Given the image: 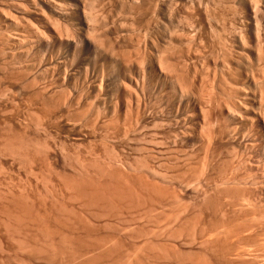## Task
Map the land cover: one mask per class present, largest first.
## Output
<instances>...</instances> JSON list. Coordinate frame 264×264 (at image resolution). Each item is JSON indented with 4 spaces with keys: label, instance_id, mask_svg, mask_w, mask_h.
Wrapping results in <instances>:
<instances>
[{
    "label": "rangeland",
    "instance_id": "obj_1",
    "mask_svg": "<svg viewBox=\"0 0 264 264\" xmlns=\"http://www.w3.org/2000/svg\"><path fill=\"white\" fill-rule=\"evenodd\" d=\"M1 1V0H0ZM102 1L106 16L99 12V18L92 21L94 32L99 34L102 28L110 25L108 29H119L126 33L130 28H135L138 33H133L140 44L150 45L151 68L156 75L150 81H143L144 88L136 91L139 101L143 103L134 111L128 113L136 121H126L128 113L121 112L119 121L124 116L126 120L121 124L117 122L116 113L106 105L99 103L93 93L87 97L83 92L76 96L74 103L50 107L44 104L43 98L35 94L36 86L31 81L35 80L37 86H42L48 79L44 78L43 69L36 67L37 58L41 55L36 52L35 43L25 45L22 49H11L4 43L0 36V147L11 145L18 151V156L4 150L0 153V264H241L242 261L258 256L264 257V35L260 42L255 38L253 23L247 24L246 14H250L248 3L250 0H142L138 12L130 10L125 0ZM150 1V3H149ZM158 1V2H155ZM192 1V2H191ZM258 2V15L261 25H264V1ZM109 2V3H108ZM112 2V3H111ZM124 4H123V3ZM161 2V3H160ZM229 2V4H228ZM243 2V3H242ZM1 3V2H0ZM117 3V4H116ZM120 3L122 6H120ZM127 3V4H126ZM152 3V4H151ZM160 3V4H159ZM198 3V4H197ZM217 3V4H216ZM261 3V4H260ZM92 4V3H91ZM91 4L90 7H91ZM115 5V7L113 6ZM150 4V5H149ZM159 4V5H158ZM162 4V5H161ZM225 4V5H224ZM234 6H233V5ZM238 4V6H237ZM94 5V4H93ZM92 5V6H93ZM105 5V6H104ZM126 5V6H125ZM155 5V6H154ZM157 5V6H156ZM167 5V6H166ZM180 5V6H179ZM204 5V6H203ZM210 7H209V6ZM212 5V6H211ZM215 5V8L213 7ZM227 5V6H226ZM263 5V7H262ZM101 6V5H100ZM99 6V7H100ZM101 6V7H102ZM107 6V7H106ZM118 6V7H116ZM169 6V7H168ZM175 6V7H174ZM185 6V7H184ZM220 6V7H219ZM232 6V7H231ZM243 6V7H242ZM89 7V8H90ZM100 7V8H101ZM111 7V8H108ZM121 7V10H120ZM127 7V8H126ZM155 7V8H153ZM173 7V8H172ZM222 7V8H221ZM93 8V7H91ZM105 8H108L107 10ZM126 8V9H125ZM192 10H191V9ZM200 8V9H199ZM225 8V10H224ZM240 8V10H239ZM262 8V9H261ZM110 9V10H109ZM114 9V10H113ZM123 9V10H122ZM154 9V11H153ZM156 9L158 11H156ZM160 9V10H159ZM204 9V10H203ZM212 9V10H211ZM248 9V10H247ZM91 10V9H90ZM94 11V9H92ZM91 10V11H92ZM96 10V9H95ZM98 10V9H97ZM106 10V11H105ZM129 10V11H128ZM181 10V11H179ZM202 10V11H201ZM237 10V11H236ZM245 10V11H244ZM108 11V12H107ZM112 11V12H111ZM128 14L127 16H119ZM126 11V12H125ZM133 16V20L131 19ZM140 11V12H139ZM156 11V12H155ZM170 11V12H169ZM187 11V12H186ZM193 11V12H192ZM205 11V13H203ZM214 11V13H213ZM223 11V12H222ZM231 11V12H229ZM260 11V12H259ZM3 12V13H2ZM103 12V13H104ZM110 12V13H109ZM134 12V13H133ZM154 12V13H153ZM162 12V13H161ZM167 12V13H166ZM182 12V13H181ZM185 12V13H184ZM195 12V14H194ZM209 12V13H208ZM217 12V13H215ZM233 12V13H232ZM241 12V13H240ZM0 13H6L1 10ZM94 13V12H93ZM102 13V11L100 12ZM142 13V15H141ZM144 13V14H143ZM150 13V14H148ZM156 13V14H155ZM167 15H166V14ZM172 13H174L172 15ZM197 13V14H196ZM213 13V14H212ZM222 13V14H221ZM226 13V14H225ZM261 13V14H259ZM110 14V15H109ZM112 14V15H111ZM153 14V17H152ZM170 14V15H169ZM176 14V15H175ZM203 14V15H202ZM219 14V15H218ZM230 14V15H229ZM234 14V15H233ZM118 15V16H115ZM149 15V18H148ZM163 15V16H162ZM194 15V16H193ZM210 15V16H209ZM217 15V16H216ZM222 15V16H221ZM240 17H239V16ZM139 16V17H138ZM158 16V17H157ZM177 16V17H176ZM197 16V18H196ZM216 16V17H215ZM262 16V17H261ZM105 17V18H104ZM115 19H112V18ZM125 17V18H124ZM136 17V19H134ZM143 17V18H142ZM151 17V18H150ZM165 17V19H164ZM172 17V18H170ZM183 17V21H182ZM186 17V18H185ZM205 17V19H204ZM207 17V18H206ZM214 17V19L212 18ZM218 17V18H217ZM221 17V18H220ZM258 17V16H257ZM258 17V18H259ZM104 18V22L101 19ZM111 20H110V19ZM117 18L121 19L118 20ZM127 18V19H126ZM159 20H158V19ZM178 20H177V19ZM195 18V19H194ZM232 18V19H231ZM238 18V19H237ZM240 18V20H239ZM249 18V17H248ZM106 19V20H105ZM109 19V20H108ZM117 19V20H116ZM125 19V20H124ZM170 21H169V20ZM185 19V20H184ZM187 19V20H186ZM231 21H230V20ZM251 19V18H250ZM157 20V21H156ZM167 20V21H166ZM208 20V21H207ZM210 20V21H209ZM215 20V21H214ZM217 20V21H216ZM234 20V21H233ZM100 21V22H99ZM107 21V22H105ZM109 21V22H108ZM111 21V22H110ZM121 21V22H120ZM132 24H130L129 23ZM150 21V22H149ZM162 21V22H161ZM173 21V22H172ZM186 23H185V22ZM233 21V22H232ZM247 21V25H245ZM90 22V21H89ZM117 22V23H114ZM154 22V23H153ZM157 22V23H156ZM160 22L162 24H160ZM170 22V23H168ZM179 24H175V23ZM182 26H181V23ZM184 22V23H183ZM195 22V23H194ZM209 22V23H206ZM235 22V23H234ZM239 22V23H238ZM126 23V24H123ZM165 23V24H164ZM193 23V24H192ZM198 23V24H197ZM217 23V24H216ZM230 23V24H228ZM260 23V22H259ZM106 24V25H105ZM136 24V25H135ZM156 26H155V25ZM167 26H164V25ZM174 24V25H173ZM208 24V25H207ZM235 26L231 28V25ZM240 24V25H239ZM242 24V25H241ZM120 25V27H119ZM147 25V26H146ZM150 25V26H149ZM154 25V26H153ZM180 25V26H179ZM189 25V26H188ZM191 25V26H190ZM245 25L246 27H244ZM127 26V27H125ZM131 26V27H130ZM135 26V27H134ZM152 28L150 29L149 27ZM173 26V27H172ZM177 26V27H176ZM185 26V27H184ZM224 26V29H223ZM0 24V28H1ZM101 27V28H100ZM157 29H156V28ZM172 27V28H171ZM179 27V28H178ZM186 27H189L186 28ZM190 27L192 29H190ZM196 27V28H195ZM198 27V29H197ZM240 28V30L238 28ZM245 30H244V28ZM248 27V28H247ZM10 35L18 36L17 30L11 26ZM13 28V29H12ZM164 28V29H163ZM173 28L176 30L172 32ZM210 28H212L210 30ZM214 28V29H213ZM236 31H233V29ZM242 28V29H241ZM17 29V28H16ZM101 29V30H100ZM106 29V30H108ZM148 29V30H147ZM166 29V30H165ZM183 29V30H182ZM195 29V30H194ZM221 29V30H220ZM234 29V30H235ZM238 29V31H237ZM12 30V31H11ZM105 30V29H104ZM147 30V31H146ZM151 30V31H150ZM173 30V31H175ZM193 30V33H192ZM217 30V31H216ZM226 30V31H225ZM242 30V31H241ZM145 35H143L144 33ZM146 31V32H145ZM149 31L151 33H149ZM164 31V33H163ZM182 31V33L180 32ZM229 31V32H228ZM231 31V32H230ZM240 31V32H239ZM15 32V33H14ZM170 32V33H169ZM172 32V33H171ZM184 32V33H183ZM197 32V33H196ZM201 32V33H200ZM206 32V33H205ZM223 32V33H222ZM226 32V33H225ZM233 32V33H232ZM243 32H245L243 34ZM122 33V32H121ZM143 33V34H142ZM168 33V34H167ZM217 37L215 38L213 36ZM218 33V34H217ZM241 33V34H240ZM142 34V35H141ZM171 34V35H169ZM182 34V35H181ZM226 34V35H225ZM232 34V36H230ZM246 35L247 41L241 43V36ZM165 35V36H164ZM167 35V36H166ZM186 35V36H185ZM191 35V38H189ZM204 35V36H203ZM238 35L240 37H238ZM145 36V37H143ZM149 36V37H148ZM172 38H171V37ZM195 36V37H194ZM199 38H198V37ZM211 38H210V37ZM157 37V38H156ZM163 37V38H162ZM182 37V38H181ZM134 39V37L132 36ZM147 38V39H146ZM171 38V39H170ZM174 38V39H173ZM176 38V39H175ZM240 38V39H238ZM145 39V40H144ZM161 39V40H160ZM184 39V40H183ZM189 39V40H188ZM194 39V40H193ZM201 41H200V40ZM204 39V40H203ZM211 39V40H210ZM213 39V40H212ZM221 39V41H220ZM231 39V41H230ZM256 39V40H255ZM263 39V40H262ZM143 42H142V41ZM147 40V41H146ZM149 40V41H148ZM169 40V43L167 42ZM171 40V41H170ZM175 40V41H174ZM192 40V41H191ZM203 40V41H202ZM206 40V42H205ZM153 41V42H152ZM183 41V42H182ZM191 41V42H189ZM200 43H199V42ZM230 41V42H229ZM262 41V42H261ZM164 42V43H163ZM181 42V43H179ZM186 44H185V43ZM189 44L187 45V43ZM203 42V44H202ZM220 42V43H219ZM227 42V43H226ZM258 42V43H257ZM153 43V44H152ZM156 43V44H155ZM158 43V45H157ZM162 43V44H161ZM176 45H175V44ZM198 43V44H197ZM224 43V44H223ZM244 43V44H243ZM258 45H255V44ZM262 43V44H261ZM4 44L7 45L4 46ZM152 44V45H151ZM167 44V45H165ZM174 44V46L172 45ZM184 44V46H183ZM193 44V45H192ZM201 44V45H200ZM221 44V45H220ZM223 44V45H222ZM227 44V45H226ZM229 44V45H228ZM232 44V45H231ZM249 46H248V45ZM261 44V45H259ZM34 47H33V46ZM182 45V47H181ZM209 45V46H208ZM215 45V46H214ZM217 45V46H216ZM247 47H246V46ZM30 46V47H29ZM167 46V47H166ZM221 46V47H220ZM230 46V47H229ZM242 46V47H241ZM256 46V47H255ZM261 46V47H260ZM27 47V48H26ZM165 49H162V48ZM211 47V48H210ZM8 48V49H7ZM177 48V49H176ZM190 50H189V49ZM231 48V49H230ZM234 48V49H233ZM242 48V49H241ZM142 49V46L141 48ZM196 49V50H195ZM202 49V50H201ZM214 49V50H212ZM260 49V50H258ZM9 50H12L9 52ZM15 50V51H13ZM20 52H19V51ZM168 50V51H167ZM175 50V51H174ZM200 50V51H199ZM173 53H172V52ZM209 51V52H208ZM226 51V52H225ZM14 52V53H12ZM164 52V53H161ZM186 52V53H185ZM189 52V53H188ZM205 52V54H204ZM218 54H217V53ZM258 52L260 54H258ZM31 53V54H30ZM36 53V54H35ZM38 53V54H37ZM157 53V54H156ZM178 53V54H177ZM213 53V54H211ZM222 53V55H221ZM234 53V54H233ZM13 54V55H11ZM21 54V55H20ZM164 54V55H163ZM173 54V55H172ZM187 54V55H186ZM189 54V55H188ZM207 54V55H206ZM211 54V56H210ZM217 54V55H216ZM249 54V55H248ZM2 55V56H1ZM4 55V56H3ZM9 55V56H8ZM18 55V56H17ZM163 56L169 65L168 70L160 71L157 59ZM195 55V56H194ZM216 55V56H215ZM223 55L226 58H223ZM231 55V56H230ZM174 56V57H173ZM176 56V57H175ZM184 56V57H183ZM210 56V57H209ZM248 56V59H247ZM187 59H186V58ZM213 57V58H212ZM258 57V58H257ZM5 58V59H4ZM169 58V59H168ZM179 58V59H178ZM183 60H181V59ZM196 58V59H195ZM198 58V59H197ZM228 58V59H227ZM191 59V60H190ZM239 59V60H238ZM261 59V60H260ZM5 60V61H4ZM180 60V61H179ZM185 60V61H184ZM195 60V61H194ZM203 60V61H202ZM215 60V61H214ZM221 60H223L222 63ZM250 60V61H249ZM19 61V62H18ZM202 61V62H201ZM218 61V62H217ZM234 61V62H233ZM237 61V62H236ZM257 61H259L257 63ZM5 62V63H4ZM172 66H171V63ZM177 62V63H176ZM182 62V63H181ZM186 62V63H185ZM191 62V63H189ZM261 62V63H260ZM4 63V64H3ZM7 63V64H6ZM189 63V64H188ZM196 63V64H195ZM222 63V64H220ZM226 63V65H225ZM253 63V64H252ZM256 63L258 65H256ZM137 66V59L133 61ZM184 64V65H183ZM192 64V65H191ZM252 66H251V65ZM261 64V67H260ZM178 65V66H177ZM181 65V67L179 66ZM189 65V66H188ZM198 65V66H197ZM217 65V66H216ZM221 65H224L223 67ZM228 65V66H227ZM231 65V66H230ZM249 65V66H248ZM263 65V66H262ZM7 66V67H6ZM35 66V67H34ZM187 77L195 76L194 84L199 87L190 91H181L178 87V74L186 67ZM191 66V67H190ZM201 66V67H200ZM230 66V67H229ZM233 66V67H232ZM2 67V68H1ZM13 67V68H12ZM174 67V69L172 68ZM176 67V68H175ZM178 67V68H177ZM263 67V68H262ZM15 68V69H14ZM159 68V69H158ZM195 68V69H194ZM215 68V69H214ZM3 69V70H2ZM36 69V70H35ZM171 69V70H170ZM181 69V70H180ZM201 69V70H200ZM204 69V70H202ZM219 69V70H218ZM223 69V70H222ZM225 69V70H224ZM227 69V70H226ZM231 71H230V70ZM259 69V70H258ZM33 70V71H32ZM162 70V69H161ZM174 70V71H172ZM238 70V71H237ZM252 70V72H251ZM257 70V71H256ZM4 71V72H3ZM25 71V72H24ZM41 71V72H40ZM168 71V72H167ZM170 71V73H169ZM171 71L174 73H171ZM179 71V73H178ZM190 71V72H189ZM197 73H196V72ZM207 71V72H206ZM236 71V72H235ZM8 74H7V73ZM193 72V74H192ZM211 72V73H209ZM224 74H223V73ZM233 72H235L233 74ZM38 73V74H37ZM160 73V76H159ZM198 76H196L195 74ZM208 73V74H207ZM40 74V75H39ZM200 74V75H199ZM223 74V75H222ZM234 76H233V75ZM11 75V76H10ZM15 75V76H14ZM38 75V76H36ZM189 75V76H188ZM214 75V76H212ZM219 75V76H218ZM226 75V76H225ZM9 76V77H8ZM177 76V77H176ZM216 76V77H215ZM230 76V77H229ZM239 77V83L235 77ZM41 77V79H40ZM46 77V76H45ZM176 77V78H175ZM210 77V78H209ZM215 77V80H213ZM263 77V78H262ZM28 78V79H27ZM35 78V79H34ZM50 82H54L53 79ZM198 78V79H197ZM223 78V79H222ZM225 78V79H224ZM262 78V79H261ZM45 79V80H44ZM162 79V80H161ZM217 79V80H216ZM44 80V81H43ZM209 80V81H208ZM212 80V81H211ZM221 80V81H220ZM232 80V81H231ZM235 80V81H234ZM243 80V81H242ZM254 80V81H253ZM23 81V82H22ZM73 81V82H72ZM71 84L77 83L73 79ZM11 82V83H10ZM29 82V83H28ZM147 82V83H146ZM198 82V83H197ZM214 84H213V83ZM234 83V86L232 84ZM243 82V83H241ZM258 84V83H260ZM27 83V84H26ZM48 83V81H46ZM157 85H156V84ZM206 83V84H205ZM227 85H226V84ZM238 83V84H237ZM7 84V85H6ZM14 84V85H13ZM203 84V85H202ZM212 84V85H211ZM231 86H230V85ZM236 84V85H235ZM18 85V86H17ZM213 87L215 97L214 112H211L208 133L213 137L210 142L200 135L199 127L204 120L203 111L199 109L198 98L205 99L206 89ZM223 85V86H222ZM229 85V86H228ZM258 85V86H257ZM22 86V87H21ZM27 86V87H26ZM158 86V87H157ZM162 86V87H161ZM204 86V87H203ZM223 88H222V87ZM237 86V87H236ZM244 86V88H239ZM33 87V88H32ZM145 87L147 90H145ZM149 87V88H147ZM160 87V88H159ZM196 87V88H197ZM215 87V88H214ZM219 87V89H218ZM221 87V88H220ZM230 87V88H229ZM232 87V89H231ZM23 88V89H22ZM28 88V89H27ZM165 88V89H164ZM259 88V89H258ZM262 88V89H261ZM11 89V90H10ZM223 89V91H222ZM235 89V90H234ZM142 90V91H141ZM154 90V91H153ZM216 90V91H215ZM225 90V91H224ZM238 90V91H237ZM260 90V91H259ZM4 91V92H3ZM69 91V90H68ZM149 91V92H148ZM152 91V92H151ZM181 91V92H180ZM198 91V92H197ZM220 91V92H219ZM223 93H222V92ZM238 93H237V92ZM9 92V93H8ZM11 92V93H10ZM31 92V93H30ZM34 92V93H33ZM85 92V91H84ZM142 92V94H141ZM183 92V93H182ZM230 92V98L229 97ZM245 92V93H244ZM140 93V94H139ZM148 93V94H147ZM153 93V94H152ZM156 93L157 96H156ZM228 93V94H227ZM8 97H6L5 96ZM13 94V95H12ZM29 94V95H28ZM147 94V96H146ZM165 94V95H164ZM194 94V95H193ZM235 94V97H234ZM238 94V96H237ZM82 95V96H80ZM198 95V96H197ZM228 95V96H227ZM15 96V97H14ZM28 96V97H27ZM240 96V97H239ZM5 97V98H4ZM10 97V98H9ZM20 97V98H19ZM154 97V98H153ZM158 97V98H157ZM197 97V98H196ZM227 97V98H226ZM243 97V98H242ZM81 98V99H80ZM84 98V99H82ZM156 98V99H155ZM207 98V97H206ZM222 98V99H221ZM224 98V99H223ZM238 98V99H237ZM240 98V99H239ZM93 99V100H92ZM148 99V101H147ZM158 99V100H157ZM160 99V100H159ZM226 99V100H225ZM229 99V100H228ZM242 103L240 113L232 111L231 100ZM242 99V100H241ZM3 102H2V101ZM11 100V101H10ZM86 102V106L76 104V101ZM185 100V101H184ZM192 100V101H191ZM221 100V101H220ZM241 100V101H240ZM245 100V101H244ZM262 100V101H261ZM25 101V102H24ZM97 101V103H96ZM147 101V102H146ZM158 101V102H157ZM174 101V102H173ZM188 101V105L185 103ZM229 101V102H228ZM234 101V102H235ZM240 101V102H239ZM7 102V103H6ZM12 102V103H11ZM33 102V103H32ZM89 102V103H88ZM141 102V101H140ZM203 102V101H202ZM221 102V104H220ZM228 102V103H227ZM261 102V104H260ZM159 103V104H158ZM176 103V104H175ZM227 103V104H226ZM145 104V105H144ZM216 104V105H215ZM225 104V105H224ZM263 104V105H262ZM10 105V106H9ZM30 105V106H29ZM33 105V106H32ZM67 105V106H66ZM147 105V106H146ZM159 105V106H158ZM229 105V106H228ZM247 105V106H246ZM18 106V107H17ZM65 106V107H64ZM74 106V107H72ZM173 106V107H172ZM219 106V108H217ZM224 106V107H223ZM228 106V107H227ZM261 106V107H260ZM28 107V108H27ZM41 107V108H40ZM45 107V109H44ZM63 107V108H62ZM69 109H68V108ZM88 107V108H86ZM92 107V109H91ZM99 107H101L99 110ZM133 107V106H132ZM143 107V108H142ZM178 107V108H177ZM186 107V108H185ZM216 107V108H215ZM35 108V109H34ZM50 108V109H49ZM65 108V109H64ZM67 108V110H66ZM76 108V109H75ZM90 108V109H89ZM94 108V109H93ZM106 108V109H105ZM145 108V109H144ZM174 108V109H173ZM262 108V109H260ZM14 109V110H13ZM43 109V110H41ZM57 109V110H56ZM60 109V111H59ZM72 109V111H71ZM152 109V110H151ZM181 109V110H180ZM192 109V110H191ZM217 109V111H216ZM229 109L232 111H229ZM23 110V111H22ZM85 110V114L82 115ZM92 110V112H91ZM95 110V111H94ZM100 112H99V111ZM105 112L103 113V111ZM144 110V111H143ZM259 110V111H258ZM262 112H261V111ZM51 111V112H50ZM67 111V113L65 112ZM78 111V112H77ZM98 113H97V112ZM149 111V113H148ZM187 111V113H186ZM192 111V112H191ZM213 111V110H212ZM218 111H220L218 113ZM256 111V112H255ZM25 112V113H24ZM28 112V113H27ZM90 112V113H88ZM112 112V113H111ZM140 112V113H139ZM168 112V113H167ZM199 112V113H198ZM234 112V113H233ZM259 112V114H258ZM13 113V114H12ZM38 113V114H37ZM81 113L80 115H78ZM94 113V114H93ZM101 113V114H100ZM107 113V114H106ZM146 113H148L146 115ZM190 113V114H189ZM242 113V114H241ZM10 114V115H9ZM12 114V115H11ZM34 114V115H33ZM63 114V115H62ZM73 114H76L75 116ZM90 114V115H89ZM105 114V115H104ZM112 114V115H111ZM115 114V116H114ZM126 114V115H125ZM137 114V115H136ZM218 114V115H217ZM231 114V115H229ZM234 114V115H233ZM245 114V115H244ZM39 115V116H37ZM51 115V116H50ZM60 115V116H59ZM65 115H68L67 117ZM73 115V116H72ZM86 115V116H85ZM99 117H98V116ZM163 115V116H161ZM166 115V116H165ZM32 116V117H31ZM44 116V117H43ZM47 116V117H46ZM54 116V117H53ZM57 116V117H56ZM71 118H70V117ZM79 116V117H78ZM82 116L83 118H80ZM93 116V117H92ZM95 116V117H94ZM169 116V117H168ZM190 116V117H189ZM216 116V117H215ZM222 116V117H221ZM235 116V117H234ZM43 117V118H42ZM80 123L82 128L71 127L72 120ZM112 117V118H110ZM179 117V118H178ZM192 117V118H191ZM218 117V118H217ZM221 117V119L219 118ZM228 117V118H226ZM5 118V120H4ZM49 118V119H48ZM79 118V119H78ZM103 120H102V119ZM108 118V119H107ZM191 118V119H190ZM199 118V119H198ZM215 118V119H214ZM224 118V120H222ZM226 118V119H225ZM69 119V120H67ZM71 119V120H70ZM88 119V121H87ZM107 119V120H105ZM138 119V120H136ZM176 119V120H175ZM190 119V120H189ZM197 119V121H195ZM217 119V120H216ZM219 119V120H218ZM46 120V121H45ZM55 120V121H54ZM61 120V121H60ZM75 120V121H76ZM90 120V121H89ZM141 120V121H140ZM172 120V121H171ZM185 120V121H183ZM189 120V121H188ZM193 120V122H192ZM222 120V121H221ZM3 121V122H2ZM38 123H37V122ZM94 121V122H93ZM97 121V122H96ZM102 121V122H100ZM138 121V122H137ZM140 121V122H139ZM181 121V122H180ZM247 121V122H246ZM30 122V123H29ZM53 122V123H52ZM56 124H55V123ZM89 122V123H88ZM96 122V123H95ZM109 122V123H108ZM112 124H111V123ZM162 122V123H161ZM169 122V123H168ZM179 122V123H178ZM214 122V123H212ZM218 122V123H217ZM226 122V123H225ZM40 123V124H39ZM99 123V124H98ZM105 123V124H104ZM131 123V124H130ZM155 123V124H154ZM9 124V125H8ZM20 124V125H19ZM58 124V125H57ZM70 124V125H69ZM115 124V125H114ZM117 124V125H116ZM130 124V125H129ZM163 124V125H161ZM192 124V125H191ZM200 124V125H199ZM219 124V125H218ZM226 124V125H225ZM3 125V126H2ZM28 125V126H27ZM36 125V126H35ZM46 125V126H45ZM55 125V128H54ZM61 125V126H60ZM68 125V126H67ZM100 125V126H98ZM106 125V126H105ZM113 125V126H112ZM118 125H121L120 131ZM126 125V126H125ZM161 125V126H160ZM171 125V126H170ZM188 125V126H187ZM191 125V128H190ZM217 125V127H216ZM221 125V126H220ZM231 125V126H230ZM263 125V126H262ZM63 126V127H62ZM108 126V127H107ZM111 128H110V127ZM115 126V127H114ZM154 126V127H153ZM167 126V127H166ZM169 126V127H168ZM175 126V127H174ZM178 126V127H177ZM184 126V127H183ZM41 127V128H40ZM60 127V128H59ZM90 127V128H89ZM105 129H104V128ZM133 127V128H132ZM152 127V129H151ZM165 127V128H164ZM216 127V128H215ZM231 129H230V128ZM24 128V129H23ZM51 128V129H50ZM65 128V129H63ZM67 128V129H66ZM117 128V129H116ZM149 128V129H148ZM158 128V129H156ZM171 128V129H170ZM225 128V129H224ZM54 129V130H53ZM61 129V130H60ZM75 131H74V130ZM83 129V130H82ZM107 129V130H106ZM147 129V130H146ZM213 129V132H211ZM35 130V132H34ZM43 130V131H40ZM70 130V131H69ZM82 132H81V131ZM88 130V131H87ZM109 130V131H108ZM114 130V131H113ZM144 130V131H143ZM156 130V131H155ZM158 130V131H157ZM160 130V131H159ZM169 130V131H168ZM180 130V131H179ZM189 131L186 140H175L174 134ZM218 132L214 136L215 131ZM220 130V131H219ZM229 132H227V131ZM16 131V132H15ZM40 131V132H39ZM60 131V132H59ZM77 131V132H76ZM84 131V132H83ZM123 131V132H122ZM136 131V132H135ZM138 131V132H137ZM141 131V132H140ZM4 132V133H3ZM8 132V133H7ZM36 134H34V133ZM46 132V133H45ZM99 132V133H98ZM108 132V133H107ZM125 132V133H124ZM176 132V133H174ZM197 132V133H196ZM246 132V133H244ZM11 133V134H10ZM57 133V134H55ZM84 133V135H83ZM115 133V134H114ZM135 135H134V134ZM154 133V134H152ZM158 133V134H157ZM161 133V135H160ZM223 133V134H222ZM228 133V134H227ZM232 133V134H231ZM258 133V134H257ZM8 134V135H7ZM10 134V136H9ZM53 134V135H52ZM74 134H76L74 136ZM127 134V135H126ZM138 134V135H137ZM151 134V135H150ZM164 134V135H162ZM167 134V135H166ZM257 134V135H256ZM46 135V136H45ZM51 135V136H50ZM91 135V136H90ZM104 135V136H103ZM106 135V137H105ZM108 135V136H107ZM127 137H125V136ZM153 135V136H152ZM229 135V136H228ZM12 136V137H11ZM17 136V137H16ZM48 136L50 139H48ZM85 136V137H84ZM102 136V137H101ZM124 136V137H123ZM219 136V138H218ZM245 136V137H244ZM249 136V137H248ZM252 136V137H251ZM2 137V140H1ZM38 137V138H36ZM89 137V138H88ZM122 137V138H121ZM132 137V138H131ZM142 137V138H141ZM146 137V138H145ZM153 137V138H152ZM158 137V139H157ZM166 138V139H163ZM172 137V138H171ZM190 137V138H189ZM202 139H201V138ZM240 137V138H239ZM243 137V138H242ZM248 139H247V138ZM9 138V139H7ZM55 138V139H53ZM56 138H58L56 141ZM70 138V139H69ZM116 138V139H115ZM152 138V139H151ZM215 138V139H214ZM242 138V139H241ZM246 138V139H245ZM255 138V139H254ZM5 141H4V140ZM17 139V140H16ZM47 139V140H46ZM52 139V142H51ZM65 139V140H64ZM93 139V140H92ZM107 139V140H106ZM147 139V140H146ZM149 139V140H148ZM232 139V140H231ZM254 139V141H253ZM13 140V141H12ZM36 140V141H35ZM50 140V141H49ZM54 140V141H53ZM100 140V143H99ZM112 140L114 141L112 143ZM131 140V141H130ZM161 140V141H160ZM170 142H169V141ZM206 140V141H205ZM216 140V141H215ZM240 140V142H239ZM15 141H17L15 143ZM45 141V142H44ZM61 141V142H60ZM70 141V142H67ZM76 141V142H75ZM118 141V142H117ZM121 141V142H120ZM129 141V142H128ZM138 141V142H137ZM143 141V143L141 142ZM149 141V142H148ZM169 143H168V142ZM232 141V142H231ZM238 141V142H237ZM242 141V142H241ZM253 143H252V142ZM4 142V143H3ZM6 142V143H5ZM8 142V143H7ZM32 142V143H31ZM42 142V143H41ZM47 142V143H46ZM87 142V143H86ZM116 142V143H115ZM132 142V143H131ZM134 142V143H133ZM136 142V143H135ZM147 144H145V143ZM248 142V143H247ZM2 143V144H1ZM14 143V144H13ZM31 143V144H30ZM36 146V148L33 146ZM36 143V144H35ZM52 143V144H51ZM59 143V144H57ZM78 143V144H77ZM122 143V144H121ZM138 143V144H137ZM142 143V144H141ZM159 143V144H158ZM170 143H172L170 145ZM194 143V145H193ZM200 143V144H199ZM202 143V144H201ZM255 143V144H254ZM6 144V145H4ZM39 145V147L37 146ZM41 144V145H40ZM43 144V146H42ZM45 144V145H44ZM61 144V145H60ZM67 144V145H66ZM72 146H71V145ZM96 144V145H95ZM128 144V145H127ZM145 144V145H144ZM152 144V145H150ZM156 144V145H155ZM163 144V145H162ZM199 144V145H197ZM235 144V145H234ZM245 144V145H244ZM16 145V146H14ZM24 145V147H23ZM66 145V146H65ZM90 145V146H89ZM93 145V146H92ZM115 145V147H114ZM165 145V147H163ZM175 145V147H174ZM177 145V146H176ZM193 145V146H192ZM212 145V147H211ZM234 145V146H232ZM49 148L46 149L45 148ZM55 146V147H54ZM58 148H57V147ZM76 146L79 148H76ZM83 146V147H80ZM95 146V147H94ZM105 146V147H103ZM107 146V147H106ZM123 146V147H122ZM125 146V147H124ZM171 146V147H170ZM242 146V147H241ZM245 146V147H244ZM252 146V147H251ZM18 147V148H17ZM30 147V148H29ZM34 147V148H33ZM62 147V148H61ZM121 147V148H119ZM130 147V148H129ZM137 147V148H136ZM141 147V148H140ZM168 147V148H167ZM184 147V148H183ZM195 147V149L193 148ZM241 147V148H240ZM28 148V149H27ZM43 150H42V149ZM82 148V149H81ZM86 150H85V149ZM90 148V149H89ZM102 148V149H101ZM116 148V149H115ZM143 148V149H142ZM205 148V149H204ZM223 148V149H222ZM240 148V150H239ZM25 149V150H24ZM31 149V150H30ZM33 149V151H32ZM61 149V150H60ZM108 149V150H107ZM112 149V150H111ZM120 149V150H119ZM137 149V150H135ZM139 149V150H138ZM164 149V151H163ZM184 149V150H183ZM222 151H221V150ZM232 149V150H231ZM237 149V152H236ZM244 149V150H243ZM27 150V151H26ZM74 152H73V151ZM82 150V151H81ZM100 150V151H99ZM106 150V151H105ZM111 150V151H110ZM116 150V151H115ZM142 152H141V151ZM158 153H157V151ZM183 150V151H182ZM192 152H190V151ZM200 150V151H199ZM208 150V151H207ZM212 150V151H211ZM231 152H228V151ZM38 151V152H37ZM43 151V152H42ZM63 151V152H59ZM66 151V154H65ZM81 151V152H80ZM89 151V152H88ZM109 151V152H108ZM124 151V152H122ZM144 151V152H143ZM151 151V152H150ZM161 151V152H160ZM163 151V153H162ZM198 151V152H197ZM227 151V152H226ZM242 151V152H241ZM245 151V152H243ZM255 153H253V152ZM25 152V153H24ZM31 152V153H30ZM59 154H58V153ZM85 152V153H84ZM87 152V153H86ZM91 152V153H90ZM93 152V153H92ZM118 152V153H115ZM129 152V154H128ZM176 152V154H175ZM210 152V153H209ZM214 152V153H213ZM220 152V153H219ZM249 152V154H248ZM28 153V154H27ZM54 153V154H53ZM64 153V154H63ZM68 153V155H67ZM70 153V154H69ZM77 157H76V155ZM106 153H108L106 155ZM110 153V154H109ZM116 154V155H113ZM124 153V154H123ZM225 153H231L226 155ZM237 153V154H236ZM253 153V154H252ZM22 156H21V155ZM46 154V156H45ZM78 154H80L78 158ZM84 154V155H81ZM97 154V156H96ZM127 154V155H126ZM145 154V155H144ZM175 154V155H173ZM178 154V155H177ZM207 154V155H206ZM11 155V156H10ZM29 155V156H27ZM39 155V157L37 156ZM54 155V156H53ZM67 157H65V156ZM71 155L73 158H71ZM86 155V156H85ZM91 155V156H90ZM111 155V156H110ZM119 155V156H118ZM126 157H125V156ZM212 155H214L212 157ZM240 155V156H239ZM247 155V156H245ZM4 156V157H3ZM26 156V157H25ZM48 156V157H47ZM61 156V157H59ZM106 156V157H105ZM131 156V157H130ZM133 156V157H132ZM136 156V157H135ZM139 156V157H138ZM142 156V157H141ZM150 156H154L151 160ZM174 156V157H173ZM193 156V157H192ZM234 156V157H233ZM38 157V159H37ZM65 157V158H64ZM76 160H75V158ZM88 157V158H87ZM100 157V158H99ZM102 157V158H101ZM104 157V158H103ZM109 159H108V158ZM114 157H116L114 159ZM135 157V158H134ZM141 157V158H140ZM164 157V158H163ZM182 157V158H181ZM189 159H188V158ZM224 157V158H223ZM233 157V158H232ZM245 157V158H244ZM9 160H7V159ZM27 158V159H26ZM33 160H32V159ZM36 158V159H35ZM48 158V159H47ZM68 158V159H67ZM72 161H71V159ZM81 158V159H80ZM93 160H91V159ZM98 158V159H96ZM107 158V159H106ZM113 158V159H112ZM126 158V159H125ZM133 158V160H132ZM176 158V159H175ZM181 158V159H180ZM197 158V159H196ZM215 158V160H213ZM230 161H228L227 160ZM230 158L232 160H230ZM242 158V159H241ZM245 161H244V159ZM14 159V160H13ZM19 160L17 163L16 160ZM51 159V160H50ZM59 159V160H58ZM66 159V160H65ZM74 159V160H73ZM85 159V160H83ZM104 159V161H103ZM127 161H123V160ZM131 161H130V160ZM157 159V160H156ZM159 159V160H158ZM170 159V160H169ZM259 161H258V160ZM21 160V161H20ZM54 160V161H53ZM65 163H63L62 162ZM112 162H110V161ZM117 160V161H116ZM181 160V161H180ZM205 160V161H204ZM223 160H226L224 162ZM240 160V161H238ZM255 160V161H254ZM16 161V162H15ZM36 161V162H34ZM38 161V162H37ZM50 161V162H49ZM67 161V162H66ZM71 161V162H69ZM74 161V163H73ZM96 161V162H95ZM103 163H102V162ZM119 161V162H118ZM191 161V162H190ZM200 161V162H199ZM202 161V162H201ZM243 161L245 163H243ZM253 161V162H252ZM258 161V162H257ZM5 162V163H4ZM21 162V163H20ZM25 162V163H23ZM56 162V164H55ZM76 162L78 164H76ZM105 162V164H104ZM123 162V163H122ZM166 162V163H165ZM181 162V163H180ZM219 162V163H218ZM262 162V163H261ZM15 163V164H14ZM28 163V164H27ZM32 163V165L30 164ZM34 163V164H33ZM46 163V165H45ZM69 163V164H68ZM71 163V164H70ZM113 163V164H110ZM126 165H125V164ZM128 163V165H127ZM132 163V165H131ZM139 163V164H138ZM161 163V164H160ZM189 163V164H188ZM203 163V164H201ZM209 163V165L207 164ZM210 163L212 166H210ZM223 163V164H222ZM238 163V164H237ZM241 163V164H239ZM250 163V164H249ZM253 165H252V164ZM257 163V164H255ZM10 164V165H8ZM17 164V165H16ZM25 166H23V165ZM39 164V165H38ZM75 164V165H73ZM92 164V165H91ZM110 164V165H109ZM130 164V167H129ZM138 164V165H137ZM184 164V165H183ZM255 164V165H254ZM260 164V165H259ZM12 165V167H11ZM29 167H28V166ZM58 165V166H57ZM60 165V166H59ZM64 165V166H63ZM95 165V166H94ZM108 167H107V166ZM117 165V166H115ZM125 165V166H124ZM156 165V166H155ZM168 165V166H167ZM208 167H207V166ZM222 165V166H221ZM235 165V166H234ZM251 165V166H250ZM18 166V167H16ZM22 166V168H20ZM39 166V167H38ZM43 166V167H42ZM51 166V167H50ZM55 166V167H54ZM63 166V168H62ZM68 166L67 168H65ZM71 166V167H70ZM73 166V167H72ZM84 166V167H83ZM135 166V168H133ZM215 166V167H214ZM238 166V167H236ZM247 166V167H246ZM257 166V167H256ZM4 169H3V168ZM25 167V168H24ZM62 169H61V168ZM70 167V168H69ZM87 169H86V168ZM91 167V168H90ZM102 167V168H101ZM117 167V168H116ZM123 167V168H122ZM129 167V168H128ZM138 167V168H137ZM190 167V168H189ZM197 167V168H196ZM213 167V168H212ZM218 167V168H217ZM230 167V168H229ZM235 167V168H234ZM243 167V168H241ZM251 167V169H250ZM16 168V169H15ZM19 168V170H18ZM32 172H31V170ZM34 168V169H33ZM40 168V169H39ZM47 168V170H46ZM77 168V169H76ZM79 168H83L81 171ZM99 168V169H98ZM127 168L129 170H127ZM132 168V169H131ZM140 168V169H139ZM150 168L151 172L149 169ZM153 170H152V169ZM193 168V172H192ZM199 168V169H198ZM228 168V169H227ZM233 170H232V169ZM255 168V169H254ZM25 169V171L23 170ZM68 169V170H67ZM90 169V170H89ZM109 169V170H108ZM180 169V170H179ZM220 169V171L218 170ZM231 169V170H230ZM239 169V170H238ZM244 169V170H243ZM263 169V170H262ZM3 170V171H2ZM8 170V171H6ZM22 170V171H20ZM37 170V171H36ZM39 170V171H38ZM70 170V171H69ZM88 172V178L79 176ZM92 170V171H91ZM106 170V171H105ZM121 170V172H120ZM131 170V171H130ZM139 170V171H137ZM144 170V171H143ZM179 170V171H178ZM191 170V171H190ZM227 170V171H224ZM235 170V171H234ZM248 170V171H247ZM45 171V172H44ZM47 171V173H46ZM63 171V172H61ZM75 171V172H74ZM84 171V172H83ZM87 171V172H85ZM91 171V172H90ZM97 171V173H96ZM125 171V172H124ZM129 173H128V172ZM146 171V172H145ZM148 171V172H147ZM216 171V172H215ZM224 171V172H223ZM254 171V172H253ZM3 172V173H2ZM24 172V173H23ZM26 172V173H25ZM57 172V173H56ZM100 172V174H99ZM114 172V174H113ZM119 172V173H118ZM131 172V173H130ZM157 172L159 174H157ZM203 172V173H202ZM211 172V173H210ZM220 172V173H219ZM231 172V173H229ZM245 172V173H244ZM45 173V174H44ZM51 173V174H50ZM62 173V174H61ZM72 173V174H71ZM74 173L78 175H74ZM112 173V174H111ZM118 173V174H117ZM133 173V174H132ZM145 173V174H144ZM148 173V174H147ZM152 173L153 176H152ZM166 175H165V174ZM169 173V174H168ZM194 173V174H193ZM201 175H200V174ZM210 173V174H209ZM218 173V174H217ZM223 173V175H222ZM226 173V174H225ZM235 173V174H234ZM263 173V174H262ZM32 174V175H31ZM42 174V175H41ZM50 174V175H49ZM61 174V176H60ZM102 174V175H101ZM111 174V175H110ZM130 174V175H128ZM135 174V175H134ZM150 174V175H149ZM213 174V175H212ZM237 174V175H236ZM254 174V175H253ZM13 175V177H12ZM57 175V177H56ZM96 175V176H95ZM106 175V176H105ZM162 175V176H161ZM172 175V176H171ZM187 175V176H186ZM199 175V176H198ZM233 175V176H232ZM235 175V176H234ZM240 175V176H239ZM251 175V176H250ZM253 175V177H252ZM263 175V177H262ZM3 176V177H2ZM8 176V177H7ZM50 176V177H49ZM55 176V177H54ZM77 176V178L75 177ZM101 176V177H100ZM110 179H109V177ZM117 176V178H116ZM152 176V178H151ZM166 176V177H165ZM191 176V177H190ZM215 176V178H214ZM220 176V177H219ZM222 176V177H221ZM237 176V178H236ZM239 176V177H238ZM27 180H25L26 178ZM61 177V178H60ZM80 177V178H79ZM99 177V178H98ZM138 177V178H137ZM149 177V178H148ZM162 177V178H161ZM198 177V178H197ZM202 177V178H201ZM207 177V178H206ZM252 177V178H250ZM256 177V178H255ZM9 178V179H8ZM40 178V179H39ZM58 178V179H56ZM73 178V179H72ZM94 178V180H93ZM104 178V179H103ZM119 178V179H118ZM189 178V179H188ZM192 178V179H191ZM210 180H209V179ZM229 178V179H228ZM240 178V179H239ZM249 178V179H248ZM39 179V180H38ZM82 179V180H80ZM87 179V180H86ZM117 179V180H116ZM156 179V180H155ZM164 179V180H162ZM169 179V180H168ZM178 179V180H177ZM196 179V181H195ZM237 179V180H236ZM253 179V180H252ZM254 179L256 182H254ZM33 180V181H32ZM58 180V181H57ZM96 180V182H95ZM155 180V181H154ZM174 180V181H173ZM177 180V181H176ZM180 180V181H179ZM187 180V181H186ZM189 180V181H188ZM204 180V181H203ZM207 180V181H206ZM223 180V182H222ZM228 181L225 183V181ZM236 180V181H235ZM242 180V181H241ZM252 180V181H251ZM261 180V181H260ZM11 181V182H10ZM38 181V182H37ZM40 181V182H39ZM42 181V182H41ZM49 181V183H48ZM53 181V182H52ZM55 181V182H54ZM61 181V182H60ZM75 183L77 188H72ZM88 181V182H87ZM102 183H101V182ZM115 181V182H114ZM135 181V182H134ZM162 181V182H160ZM191 181V182H190ZM193 181V182H192ZM214 181V182H213ZM231 181V182H230ZM236 184H235V182ZM239 181V182H238ZM241 181V182H240ZM249 182L246 184L245 182ZM166 182V183H165ZM175 182V183H173ZM184 185H183V183ZM186 182V183H185ZM190 184H189V183ZM202 182V183H201ZM206 182V183H205ZM233 182V183H232ZM3 183V184H2ZM24 183V184H22ZM28 183V184H27ZM47 183V184H46ZM60 183V184H59ZM62 183V185H61ZM67 183V184H66ZM97 183V184H96ZM119 183V185H118ZM128 183V184H127ZM150 183V185H149ZM159 183V184H158ZM180 183V184H179ZM188 183V184H187ZM192 183V184H191ZM239 183V184H238ZM19 184V185H18ZM66 184V185H65ZM78 184V185H76ZM83 184V185H82ZM90 184V185H89ZM92 184V185H91ZM104 184V185H103ZM109 186H108V185ZM124 184V185H123ZM134 184V185H133ZM136 184V185H135ZM139 184V185H138ZM173 184V185H172ZM177 184V185H176ZM179 184V186H178ZM187 184V185H186ZM205 184V185H204ZM211 184V185H210ZM231 186H230V185ZM234 184V186L232 185ZM246 184V185H245ZM250 184V185H249ZM259 184V185H258ZM33 185V186H32ZM66 187H65V186ZM68 185V186H67ZM85 185V186H84ZM95 185V187H94ZM108 187H107V186ZM112 185V187H111ZM171 185V187H170ZM198 185V186H197ZM214 185V186H213ZM236 185H239L236 187ZM258 185V186H257ZM25 186V187H24ZM53 186V187H52ZM55 186V187H54ZM63 186V187H62ZM92 186V187H91ZM99 186V187H98ZM103 186V187H102ZM137 186V187H136ZM148 188H146V187ZM201 186V187H199ZM206 186V187H205ZM208 186V187H207ZM220 186V187H219ZM253 186V187H252ZM257 186V188H256ZM59 187V189H58ZM98 187V188H97ZM120 187V188H119ZM140 187V188H139ZM198 187V189H196ZM211 189H210V188ZM218 189L216 190V188ZM235 189L233 190L232 189ZM239 187V188H238ZM246 187V188H245ZM250 187V188H248ZM12 188V189H11ZM21 188V189H20ZM41 188V189H40ZM44 188V189H43ZM53 188V189H52ZM71 188V189H70ZM83 188V189H82ZM96 190H95V189ZM109 188V189H108ZM173 188V189H172ZM177 188V189H176ZM220 188H223L221 190ZM244 188V190H243ZM248 188V189H247ZM4 189V190H3ZM9 189V190H8ZM19 189V191H18ZM31 189V190H30ZM46 189V190H45ZM61 189V190H60ZM67 191H66V190ZM69 189V190H68ZM74 189V192H73ZM76 189V191H75ZM78 189V190H77ZM105 189V190H104ZM107 189V190H106ZM115 189V190H114ZM119 189V191L117 190ZM121 189V190H120ZM135 189V190H134ZM154 189V190H153ZM162 189V190H161ZM194 189V190H193ZM202 189V190H200ZM206 189V190H205ZM228 189V190H227ZM8 190V191H6ZM13 190V192H12ZM17 190V191H16ZM21 190V191H20ZM26 190V192H25ZM30 190V191H29ZM45 190V191H44ZM88 190V191H87ZM123 190V191H122ZM169 190V191H168ZM180 190V191H179ZM213 190V191H212ZM230 190V192H229ZM238 190V191H237ZM249 190V191H248ZM254 190V191H253ZM257 190V191H256ZM260 190V191H258ZM35 191V192H34ZM51 191V192H50ZM54 191V192H53ZM70 191L72 192L70 193ZM80 191V192H79ZM87 191V192H86ZM96 193H95V192ZM116 191V193H115ZM129 191V192H127ZM135 191V192H134ZM152 191V192H151ZM191 191V192H190ZM205 194L207 192V195ZM212 191L213 194L210 192ZM223 192V194L221 193ZM226 191V193H224ZM232 191V194H231ZM236 193H234V192ZM242 191V192H240ZM246 191V192H244ZM253 191V192H252ZM17 192V193H16ZM37 192H39L37 194ZM61 192V193H60ZM68 194H67V193ZM91 192V193H90ZM108 192V193H107ZM131 192V193H130ZM146 192V193H145ZM174 192V193H173ZM177 192V193H176ZM198 192V193H197ZM200 192V193H199ZM203 192V193H202ZM216 192V193H215ZM239 192V193H238ZM248 192V193H247ZM12 193V194H11ZM15 193V194H14ZM20 193V194H19ZM26 193V194H25ZM28 193V194H27ZM32 193V194H31ZM46 193V194H45ZM51 193V195L49 194ZM60 193V194H59ZM81 195H80V194ZM86 193V194H85ZM111 193V194H110ZM156 193V194H155ZM169 193V194H168ZM218 193V194H217ZM256 193V194H255ZM262 193V194H261ZM9 194V195H8ZM64 194V195H63ZM75 194V195H74ZM91 194V195H90ZM115 194V195H114ZM144 194V195H143ZM175 196H174V195ZM188 194V195H187ZM200 194V196H199ZM209 194V195H208ZM219 196H217V195ZM222 194V196H220ZM226 194V198L225 197ZM230 194V195H229ZM235 194V196H233ZM241 194V195H240ZM252 194V195H251ZM6 195V196H5ZM8 195V196H7ZM22 195V196H21ZM33 195V196H31ZM43 195V196H42ZM45 195V196H44ZM50 197H49V196ZM59 195V196H58ZM62 195V196H61ZM68 195V196H67ZM74 196V200L69 197ZM86 196L84 197L80 196ZM114 197H113V196ZM134 195V196H133ZM152 195V196H151ZM154 195V196H153ZM156 195V196H155ZM180 195V196H179ZM193 195H197L194 197ZM213 195V196H212ZM238 197H237V196ZM245 195V196H244ZM263 195V196H262ZM11 196V197H10ZM14 196V197H13ZM24 196V198H23ZM39 196V197H38ZM57 197L55 199V197ZM66 198L64 199V197ZM91 196V197H90ZM96 196V197H95ZM108 196L110 198H108ZM143 196V197H142ZM211 196V197H210ZM234 199H233V197ZM8 197V198H7ZM17 197V198H16ZM21 197V198H20ZM32 199H31V198ZM36 197V198H35ZM68 197V198H67ZM106 197V198H105ZM113 197V198H112ZM117 197V198H115ZM132 197V198H131ZM155 197V198H154ZM176 197V198H175ZM178 197V198H177ZM195 199H194V198ZM204 197V198H203ZM219 199H216V198ZM261 197V198H260ZM4 198V200H3ZM6 198V199H5ZM14 198V199H13ZM60 198V199H59ZM63 198V199H61ZM84 200H81V199ZM90 198V200H88ZM98 198V199H97ZM103 198V202L101 199ZM123 198V199H122ZM138 198V199H136ZM150 198V199H149ZM175 200H174V199ZM199 198V199H198ZM206 198V199H205ZM259 198V199H258ZM13 199V200H12ZM26 199V200H24ZM29 199V200H28ZM44 199V200H43ZM52 201H51V200ZM58 199V200H57ZM72 199V200H69ZM81 202V204H77ZM87 199V200H86ZM98 201H97V200ZM106 199V201H104ZM107 199H111L107 201ZM114 199V200H113ZM168 199V200H167ZM177 199V200H176ZM180 201H179V200ZM184 199V200H183ZM193 199V200H192ZM197 199V200H196ZM203 199V201H201ZM226 199V200H225ZM233 199V200H232ZM238 199V201H237ZM240 199V200H239ZM242 199V200H241ZM248 199V200H247ZM255 199V200H254ZM8 200V201H7ZM11 200V201H10ZM16 204H15V202ZM19 200V201H18ZM35 200V201H34ZM39 200V201H38ZM55 200V201H54ZM71 201L68 203V201ZM76 200V201H75ZM94 200V201H93ZM137 200V201H136ZM166 200V201H165ZM187 200V201H185ZM200 200V201H199ZM208 200V201H207ZM219 200V202H218ZM223 200V201H222ZM232 200V201H231ZM251 200V201H250ZM3 201V203H1ZM7 201V202H6ZM22 201V202H21ZM30 201V202H29ZM32 201V202H31ZM46 201V202H45ZM54 201V202H53ZM58 201V202H57ZM62 201V203H61ZM82 201L84 202L82 204ZM89 201V202H88ZM101 201V202H100ZM126 201V202H125ZM151 201V203H150ZM162 201V202H161ZM177 201V203L175 202ZM207 201V202H205ZM219 205H214L212 203ZM244 201V202H242ZM257 201V202H256ZM5 202V203H4ZM11 202V203H10ZM52 202V203H51ZM57 202V203H56ZM75 204H74V203ZM165 202V203H164ZM175 202V203H174ZM180 202V203H179ZM184 202V203H183ZM188 202V203H186ZM228 202V203H226ZM239 202V203H238ZM254 202V203H252ZM256 202V204H255ZM23 203V204H22ZM27 203V206H26ZM32 203V204H30ZM65 203V204H64ZM73 203V204H72ZM98 203V204H96ZM108 203V204H107ZM114 203V204H113ZM130 203V204H129ZM138 205H137V204ZM172 203V204H171ZM203 203V204H201ZM209 206H208V204ZM211 203V204H210ZM224 203V204H223ZM226 203V204H225ZM233 203V204H232ZM35 204V205H34ZM37 204V206H36ZM49 204V205H48ZM59 204V205H58ZM64 204V205H63ZM86 204V205H85ZM93 204V207H92ZM100 204V205H99ZM107 204V205H106ZM134 204V206H133ZM144 204V205H143ZM152 204V205H151ZM179 204V205H178ZM182 204V205H181ZM186 204V205H185ZM193 204V205H192ZM205 204V205H204ZM221 204V205H220ZM223 204V205H222ZM243 204V205H242ZM258 204V205H257ZM31 205V207H30ZM51 205V206H50ZM63 205V206H61ZM68 205V206H67ZM72 205V206H71ZM77 205V206H75ZM83 205V206H82ZM89 205V206H88ZM95 205V207H94ZM119 205V206H118ZM122 208H121V206ZM137 205V206H136ZM141 205V206H139ZM162 205V206H161ZM167 205V206H166ZM176 205V206H175ZM203 205V206H201ZM207 205V206H206ZM213 205L212 207H210ZM235 205V206H234ZM248 205V206H247ZM255 205V207H254ZM45 208H44V207ZM54 206V207H53ZM58 206V207H56ZM63 207L60 209V207ZM66 206V207H65ZM88 206V207H87ZM118 206V207H117ZM157 206V208H156ZM169 206V207H168ZM219 206V207H218ZM221 206V207H220ZM225 206V207H223ZM237 206V207H236ZM19 207V208H18ZM35 207V208H34ZM82 207V208H81ZM104 207V209L102 208ZM109 207V208H108ZM129 207V208H128ZM139 207V208H138ZM146 207V208H145ZM161 207V208H160ZM198 208V210H196ZM215 207V208H214ZM223 207V208H222ZM235 207V208H234ZM14 208V209H13ZM25 208V209H24ZM39 208V209H38ZM48 208V209H47ZM68 208V209H67ZM75 208V209H73ZM91 208V210H90ZM95 208V209H93ZM102 208V209H101ZM141 208V209H140ZM145 208V209H144ZM169 208V209H168ZM184 208V209H183ZM206 208V209H205ZM209 208V209H207ZM214 208V209H213ZM221 208V209H220ZM225 208V209H224ZM231 208V209H227ZM8 209V210H7ZM31 209V210H30ZM34 209V210H32ZM51 209V210H50ZM53 209V210H52ZM60 209V210H59ZM64 209V210H63ZM89 209V211L87 210ZM97 209V210H96ZM131 209V210H130ZM136 209V210H135ZM160 209V210H159ZM163 209V210H162ZM202 209V210H201ZM205 209V210H204ZM215 210L212 212V210ZM243 211H241V210ZM252 209V210H251ZM255 209V210H254ZM260 209V210H258ZM21 210V211H20ZM46 210V212H45ZM55 210V211H54ZM71 214H69L68 212ZM74 210V211H73ZM100 210V211H98ZM156 210V211H154ZM176 210V211H175ZM182 210V211H181ZM211 210V211H209ZM218 210V211H217ZM224 210V211H223ZM230 210V211H229ZM232 210V211H231ZM15 211V213H13ZM31 211V212H30ZM42 211V212H41ZM51 211V212H50ZM54 211V212H53ZM59 211V214L57 212ZM85 211V212H82ZM102 211V212H101ZM106 211V212H105ZM135 211V212H134ZM145 211V212H144ZM151 211V212H149ZM174 211V212H173ZM181 211V212H180ZM192 211V212H191ZM201 213V217L197 213ZM204 211V212H203ZM208 214H206L207 212ZM217 211V214H216ZM221 213H220V212ZM239 211V212H238ZM251 211V212H248ZM260 211V212H259ZM263 211V212H262ZM17 212V213H16ZM25 212V213H24ZM63 212V214L61 213ZM66 212V213H65ZM73 212V213H72ZM76 212V213H75ZM81 212V213H80ZM90 212V213H87ZM171 214H170V213ZM179 212V214H177ZM186 212V213H185ZM237 212V213H236ZM242 212V213H241ZM246 212V213H245ZM52 213V214H51ZM56 213V214H54ZM92 213V215H90ZM99 213V215L96 214ZM106 213V218H105ZM109 213V214H108ZM112 213V215H111ZM121 213V214H120ZM140 213V214H139ZM150 213V214H149ZM155 213V214H154ZM181 213V214H180ZM203 213V214H202ZM223 213V214H222ZM230 213V214H229ZM232 213V214H231ZM251 213V214H250ZM14 214V215H12ZM39 214V215H38ZM45 214V215H44ZM47 214V215H46ZM81 214V216H80ZM101 214V217H100ZM104 214V215H103ZM108 214V216H107ZM146 214V215H145ZM161 214V215H160ZM168 214V215H166ZM176 217H174L173 215ZM187 214V215H186ZM192 214V215H191ZM220 214V215H219ZM225 214V216H224ZM229 214V215H228ZM236 214V215H235ZM238 214V215H237ZM244 214V216H243ZM257 214V215H256ZM7 217H6V216ZM18 215V216H17ZM41 215H44L42 218ZM55 215V216H54ZM63 215V216H62ZM72 215V216H71ZM97 217H96V216ZM118 215V217H117ZM173 216L171 218V216ZM177 215V216H176ZM179 215V216H178ZM205 215V216H204ZM211 215V217H210ZM215 215V217L213 216ZM223 215V216H222ZM228 215V216H227ZM254 215V216H253ZM21 216V217H20ZM25 216V217H23ZM36 218H35V217ZM46 216V217H45ZM49 216V218H48ZM54 216V217H53ZM74 216V217H73ZM88 216L90 218H88ZM92 216V217H91ZM95 216V217H94ZM116 216V219L114 218ZM144 216V217H143ZM189 216V217H188ZM210 218H209V217ZM213 216V218H212ZM218 216V217H217ZM227 216V217H226ZM238 216V217H237ZM241 216V217H240ZM10 217V218H9ZM12 217V218H11ZM15 217V219H13ZM53 217V218H52ZM67 217L69 219H67ZM77 217V218H76ZM199 217V218H198ZM221 221H220V218ZM226 217V218H223ZM240 217V218H239ZM26 218V219H25ZM47 218V219H46ZM56 218V219H55ZM66 218V219H65ZM94 218V219H92ZM95 218H98L95 220ZM114 218V219H113ZM176 220H175V219ZM186 218V219H185ZM207 218V219H206ZM212 218V219H211ZM217 218V219H216ZM219 218V219H218ZM223 218V219H222ZM228 218V220H227ZM233 220H232V219ZM242 218V219H241ZM4 221H2V220ZM6 219V220H5ZM11 219V220H10ZM18 219V220H17ZM29 219V220H28ZM46 219V220H45ZM49 219V220H48ZM86 219V220H85ZM170 219V220H169ZM197 221H194L196 220ZM209 219V220H208ZM262 219V220H261ZM14 220V221H13ZM25 220V221H24ZM40 222H38V221ZM48 220V221H47ZM59 220V221H58ZM79 220V221H78ZM137 220V221H136ZM160 220V221H159ZM173 220H175L173 222ZM181 222H179V221ZM187 220V221H186ZM225 220V221H224ZM230 220V221H229ZM235 220V222H233ZM239 220V222L237 221ZM240 220L242 223H240ZM243 220L245 221L243 223ZM10 221V222H9ZM13 221V222H12ZM20 223H18V222ZM24 221V222H22ZM30 221V223H28ZM42 221V222H41ZM54 223L52 224L51 223ZM70 221V222H69ZM78 221V222H77ZM90 221V222H89ZM94 221V222H93ZM190 221V223H189ZM199 221V222H198ZM211 221V222H210ZM224 221V222H222ZM228 221V224H227ZM8 222V223H7ZM35 222V223H34ZM44 222V223H43ZM80 222V223H79ZM139 222V223H138ZM158 222V223H157ZM178 222V223H177ZM219 222V223H218ZM226 222V223H225ZM256 222V223H255ZM17 223V224H16ZM43 223V224H42ZM160 223V225H158ZM174 225H173V224ZM181 223V224H179ZM195 223V224H194ZM216 223V224H215ZM225 223V224H223ZM238 223V225H237ZM248 223V225H247ZM3 224V225H2ZM10 227H8V225ZM11 224V225H10ZM15 224V225H14ZM40 224V225H39ZM66 224V225H65ZM88 224V225H87ZM143 224V225H142ZM172 224V225H171ZM187 224V225H186ZM200 224V225H199ZM218 224V225H217ZM220 224V225H219ZM19 225V226H18ZM22 227H21V226ZM27 225V226H26ZM33 225V226H31ZM42 225V226H41ZM53 225V226H52ZM55 225V226H54ZM65 225V226H64ZM133 225V226H132ZM142 225V226H141ZM167 225V226H166ZM193 225V226H192ZM198 225V226H197ZM232 225V226H231ZM234 225V226H233ZM237 225V226H235ZM7 226V228H6ZM31 228H30V227ZM35 226V228H34ZM47 226V227H46ZM49 226V227H48ZM113 226V227H112ZM117 228H116V227ZM121 226V227H120ZM141 226V227H140ZM158 226V227H157ZM161 226V227H160ZM167 227V230L165 227ZM171 226V227H170ZM189 226V227H188ZM210 226V228H209ZM212 226V227H211ZM231 229H230V227ZM257 226V227H255ZM12 227V228H11ZM19 227V228H18ZM45 227V228H44ZM51 227V228H50ZM55 227V228H54ZM69 227V228H68ZM75 227V228H74ZM97 227V228H96ZM130 227V228H129ZM169 227L171 229H169ZM176 227V228H174ZM179 227V228H178ZM191 227V228H190ZM220 227V230L219 228ZM18 228V229H16ZM24 228V229H23ZM38 228V231H36ZM79 228V229H78ZM114 228V229H113ZM136 228V229H135ZM156 228V229H155ZM165 228V229H164ZM178 228V231H177ZM199 228V231H197ZM206 228V230H205ZM214 228V229H213ZM223 228V229H222ZM233 228V229H232ZM238 228V229H237ZM33 229V230H32ZM40 229V230H39ZM55 229V230H53ZM64 229V230H63ZM86 229V230H85ZM118 229V230H117ZM129 229V230H128ZM145 229V230H144ZM160 229V230H159ZM173 229V230H172ZM194 229V230H193ZM211 231H209V230ZM216 229V230H215ZM260 229V230H259ZM11 230V231H10ZM16 230L17 233L14 231ZM26 230V231H25ZM28 230V231H27ZM35 230V231H34ZM48 230V231H46ZM53 230V231H52ZM68 230V231H67ZM72 230V231H71ZM127 230V231H126ZM138 230V231H137ZM144 230V231H143ZM163 230V233H162ZM172 230V231H171ZM193 230V232H192ZM236 230V231H235ZM240 230V231H239ZM244 230V231H243ZM7 231V232H6ZM14 231V232H13ZM24 231V232H22ZM107 231V232H106ZM136 231V233H135ZM160 231V233H159ZM189 231V233H188ZM197 231V232H196ZM206 231V233H205ZM208 231V232H207ZM223 231V233H222ZM225 231V232H224ZM235 231V232H234ZM27 232V233H25ZM39 232V233H38ZM48 234H47V233ZM76 232V233H75ZM84 232V233H83ZM99 232V233H98ZM177 234H176V233ZM200 232V233H199ZM221 232V233H220ZM257 232V233H256ZM8 233V234H6ZM13 233V234H12ZM16 233V234H15ZM29 233V234H28ZM32 233V234H31ZM41 233V234H40ZM46 233V234H45ZM133 233V234H132ZM143 233V235H142ZM168 233V234H167ZM188 233V234H187ZM198 233V234H197ZM228 233V234H224ZM11 234V235H10ZM18 234H20L18 236ZM95 234V235H94ZM164 234V235H163ZM184 234V235H183ZM186 234V235H185ZM193 234V235H192ZM204 234V235H202ZM219 234V235H218ZM263 234V235H262ZM25 235V236H24ZM36 235V236H35ZM51 235V237H47ZM62 235V236H61ZM72 235V237H71ZM153 235V236H152ZM177 235V236H176ZM211 235V236H210ZM22 236V237H21ZM42 236V237H41ZM46 236V237H45ZM64 236V237H63ZM150 236V237H149ZM167 236V237H166ZM169 236V237H168ZM173 236V237H171ZM176 236V237H175ZM181 236V237H179ZM186 236V237H185ZM195 236V237H193ZM197 236V238H196ZM199 236V237H198ZM217 236V238L215 237ZM232 236V237H231ZM245 236V237H244ZM251 236V237H250ZM18 237V238H17ZM27 237V238H26ZM41 237V238H40ZM71 237V239H69ZM100 237V238H99ZM133 237V238H131ZM145 237V238H144ZM148 237V238H146ZM166 237V238H164ZM178 237V239H177ZM183 237V239H182ZM189 237V238H188ZM194 239L192 241V239ZM208 237V238H207ZM225 237V238H224ZM236 237V238H235ZM13 238V240H12ZM23 238V239H22ZM38 238L40 241H35ZM45 238V240L43 239ZM49 238L51 240H49ZM54 238V239H53ZM58 238V239H57ZM65 238V239H64ZM99 238V239H98ZM139 238V239H138ZM173 238V240H171ZM215 240H214V239ZM243 238V239H242ZM248 238V239H246ZM253 238V239H252ZM256 238V239H255ZM17 239V240H15ZM61 239V240H60ZM63 239V240H62ZM75 239V240H74ZM130 239V240H129ZM144 239V240H143ZM167 241H166V240ZM217 239V240H216ZM222 239V241H221ZM225 239V240H223ZM9 240V241H8ZM15 240V241H14ZM72 240V241H71ZM91 240V241H89ZM99 240V241H98ZM105 240V241H104ZM156 240V241H155ZM187 240V241H186ZM191 240V241H190ZM202 240V241H201ZM206 240V241H204ZM214 240V241H213ZM239 242H238V241ZM248 240V241H247ZM13 241V242H12ZM17 241V242H16ZM20 241V242H19ZM52 241V242H51ZM103 241V242H102ZM107 241V243H106ZM111 241V243H110ZM126 241V242H125ZM137 241V242H136ZM145 241V242H144ZM147 241V242H146ZM170 241V242H169ZM174 243H173V242ZM196 241V242H195ZM204 241V242H203ZM208 241V242H207ZM220 241V242H219ZM224 241V242H223ZM226 241V242H225ZM235 241V242H234ZM257 241V242H256ZM7 242V243H6ZM25 242V243H24ZM57 242V243H56ZM65 244H64V243ZM73 242V243H72ZM152 242V243H150ZM161 242V243H160ZM182 242V243H181ZM192 242V244H191ZM253 242V243H252ZM255 242V243H254ZM19 243V245H18ZM36 243V245H35ZM47 243V244H46ZM76 243V245H75ZM81 243V244H80ZM83 243V244H82ZM103 243V244H102ZM115 243V246L113 245ZM117 243V244H116ZM128 243V244H127ZM141 243V244H140ZM157 243V244H156ZM172 243V244H171ZM190 243V245H189ZM199 243H201L199 247ZM2 244V246H1ZM6 244V245H5ZM11 244V245H10ZM16 244V245H15ZM25 244V246H24ZM29 244V245H28ZM43 246H42V245ZM53 244V246H52ZM101 244V245H100ZM110 244V245H109ZM140 244V245H138ZM145 244V246H143ZM150 244V245H149ZM186 244V245H185ZM210 244V245H209ZM244 244V245H243ZM247 244V245H246ZM35 245V246H34ZM50 245V246H49ZM62 245V246H61ZM69 247H68V246ZM71 245V246H70ZM75 245V246H74ZM92 245V246H91ZM105 245V246H104ZM120 245V246H119ZM135 245H137L136 248ZM142 245V246H141ZM149 245V246H148ZM173 245V246H172ZM188 245V246H187ZM198 245V246H197ZM205 245V246H203ZM209 245V246H208ZM214 245V246H213ZM253 245V246H252ZM8 246V247H7ZM10 246V247H9ZM20 246V247H19ZM27 246V249H26ZM32 246V247H31ZM37 246L38 251L35 250ZM65 246V247H64ZM109 246V247H108ZM111 246V247H110ZM114 246V247H113ZM124 246V247H123ZM133 248H132V247ZM141 246V248L139 247ZM182 246V247H181ZM191 246V247H190ZM196 246V248H195ZM213 246V247H212ZM221 246V248H220ZM232 246V247H231ZM53 247V249H52ZM67 247V248H66ZM97 247V248H96ZM123 247V248H122ZM158 247V248H157ZM175 247V248H174ZM227 247V248H226ZM237 247V248H236ZM16 248V250H15ZM23 248V249H21ZM30 248V249H29ZM34 248V250L32 249ZM51 248V249H50ZM55 248V249H54ZM60 248V249H59ZM63 248V249H61ZM86 248V249H85ZM104 248V249H103ZM113 248V249H112ZM121 248V249H120ZM140 250H138V249ZM206 248V251H204ZM7 249V250H6ZM44 249V251H43ZM50 249V250H49ZM69 249V250H68ZM102 249V250H101ZM106 249V250H105ZM137 249V250H136ZM150 249V250H149ZM171 249V250H170ZM184 249V251H182ZM195 249V250H194ZM196 249L198 251H196ZM208 249V250H207ZM216 251L214 252L213 251ZM226 249V251H225ZM23 250V252H22ZM31 252H30V251ZM41 250V251H40ZM52 250V251H51ZM83 250V251H82ZM87 250V251H86ZM135 250V251H134ZM168 250V251H167ZM186 250V251H185ZM200 250V251H199ZM202 250V251H201ZM211 250V251H210ZM218 250V251H217ZM228 250V251H227ZM233 250V251H232ZM246 250V251H245ZM257 250V251H256ZM26 251V252H25ZM37 251V252H36ZM47 251V252H46ZM98 251V252H96ZM106 251V253L104 252ZM108 251V253H107ZM195 251L197 254H195ZM210 253L212 254H209ZM232 251V252H230ZM36 252V253H35ZM41 252V253H40ZM43 252H46L43 253ZM51 254H50V253ZM54 252V253H53ZM69 252V253H68ZM71 252V253H70ZM116 252V253H115ZM128 252V253H127ZM223 252V253H222ZM231 253L229 255V253ZM239 254H236L238 253ZM244 252V253H241ZM264 252V251H262ZM31 253V254H30ZM92 253V254H91ZM115 253V254H114ZM125 253V254H124ZM134 255H131V254ZM152 253V254H151ZM175 253V254H174ZM197 256H194V254ZM202 253V254H201ZM204 253V254H203ZM217 253L215 256L214 254ZM220 253V254H219ZM227 253V254H226ZM261 253V254H260ZM34 254V255H33ZM53 254V255H52ZM67 256H66V255ZM69 254V255H68ZM105 254V255H104ZM111 254V255H110ZM113 254V255H112ZM124 254V255H123ZM128 254V255H127ZM130 254V255H129ZM162 254V255H161ZM179 254V255H178ZM223 254V255H222ZM225 254V256H224ZM242 256H241V255ZM247 254V255H246ZM249 254V255H248ZM20 255V256H19ZM36 255V256H35ZM59 255V256H58ZM61 255V256H60ZM86 255V256H85ZM97 255V256H96ZM136 255V256H135ZM158 255V256H157ZM174 255V256H173ZM191 255V257H190ZM205 255V256H204ZM207 255V256H206ZM210 255V256H209ZM220 255V256H219ZM244 260L238 261V258ZM244 255V256H243ZM253 255V256H252ZM260 255V256H259ZM262 255V256H261ZM26 256V257H25ZM120 256V257H119ZM133 256V257H131ZM162 256V257H161ZM166 256V257H165ZM171 256V257H170ZM200 256V257H199ZM212 256V257H211ZM224 256V259L223 257ZM237 256V257H236ZM250 256V257H247ZM42 257V258H41ZM45 259H44V258ZM72 257H74L72 259ZM80 257V258H79ZM135 257V258H134ZM208 257V258H206ZM221 257V258H220ZM226 257V258H225ZM236 257V259H235ZM85 258V259H84ZM100 258V259H99ZM129 258V259H128ZM146 258V259H145ZM150 258V259H149ZM156 258V259H155ZM201 258V260H200ZM212 258V259H211ZM215 258V259H214ZM12 259V260H11ZM40 259V260H38ZM42 259V260H41ZM61 259V260H60ZM63 259V260H62ZM80 259V260H78ZM111 259V260H110ZM167 259V260H166ZM175 259V260H174ZM204 259V260H202ZM208 259V260H207ZM217 259V260H216ZM220 259V261H219ZM231 259V260H230ZM19 260V261H18ZM21 260V261H20ZM32 260V261H31ZM45 260V261H44ZM114 260V261H113ZM127 260V261H126ZM131 260V261H130ZM137 260V261H136ZM153 260V261H152ZM163 260V261H162ZM186 260V261H185ZM197 260V261H196ZM214 260V261H213ZM233 260V261H232ZM23 261V263H22ZM80 261V262H79ZM141 261V262H140ZM151 261V262H150ZM200 261V262H199ZM209 261V262H208ZM223 261V262H222ZM48 262V263H47ZM84 262V263H83ZM111 262V263H110ZM136 262V263H135ZM153 262V263H152ZM176 262V263H175ZM187 262V263H184ZM194 262V263H192ZM207 262V263H206ZM231 262V263H229ZM241 262V263H240Z\"/></svg>",
    "mask_w": 264,
    "mask_h": 264
},
{
    "label": "bare ground",
    "instance_id": "obj_2",
    "mask_svg": "<svg viewBox=\"0 0 264 264\" xmlns=\"http://www.w3.org/2000/svg\"><path fill=\"white\" fill-rule=\"evenodd\" d=\"M102 1H104V0H1L0 2V6H1V10H3L5 13H6V15L5 14H1L0 13V24H1V28H0V36H1V38L3 39L2 41L4 42V43H6L7 45H8V47L10 48L11 47V49H22V48H24V46L25 45H31V43L32 42H34L35 44V46L37 47L36 48V52H38V51H40V56L37 58V61L35 62L36 63V67L38 68V69H43V71H44V73L43 74H45L44 75V78L45 79H48L49 78V80H46V81H48V83H46V81L44 82V84L42 85V86H37L36 85V83H35V80H32L31 81V84H32V86H36L37 88H35L34 90L36 91V93L35 94H38V95H40L42 98H43V100H44V104L46 105V106H50V107H56V106H61V105H65V104H68V106L69 105H71L72 103H74V101H75V99H76V96H78L80 93H84L83 94V96L87 99V97L90 95V93L93 95V97H94V99H96L99 103H97V101H96V103L97 104H95L94 105V108H95V110H97L98 109V105L100 104V105H102V106H104V105H106L110 110H112L113 111V113H116L117 115H118V113H119V115L118 116H116V119H114V120H117V122L119 121V116H121L122 117V115H120L121 114V112H129V111H131L132 109L131 108H135V110L134 111H137L138 110V108H139V110H140V107L142 106V104L141 103H143V101H142V99H144V101H145V98H142L140 101H139V99H138V95H137V93H136V91L137 90H139V89H143L144 87L143 86H145L144 85V83H143V81H150L155 75H156V72L154 71V69H152L151 68V65H150V60H148L149 59V57L151 56V51L150 50H152V49H150L151 47H150V45L149 46H147V43H146V45H142V43L140 44V39L138 40L137 38H135L136 36H134L136 33H138V30H139V28H138V30H134L135 28H132L131 26V28H130V30L127 32L126 31V33H123V31H121V32H119V29L120 28H118V30L117 29H108L109 27H110V25L111 26H113L112 24H110L109 25V23H108V28L107 27H104V28H102V32L100 31V33L99 34H97V33H95L94 32V29H92L93 28V26H92V24H93V21L95 20V22H97L96 21V19L97 18H99L100 16H99V14H103L104 16H106L105 15V13L106 12H104V7L102 6V4L104 3H102ZM106 1H109V0H106ZM105 1V2H106ZM119 1V0H118ZM123 1V0H122ZM128 2V5H127V7L129 6L130 7V10H132V11H134V12H138V9L137 8H139L141 5H139V3H141L142 2V0H125V2ZM161 1V0H160ZM163 1V0H162ZM188 1V0H187ZM197 1H199V0H197ZM228 1V0H227ZM251 2H249L248 3V8H249V12H250V14L248 13V14H246V16L245 17H247V19H245V20H247L248 21V23H247V21H245V25L246 26H248L249 25V23H253V28H254V36H255V38L258 40V42H260L259 41V39H261V38H259V37H261L262 35H264V25H261L262 23H261V21H259V19L261 20V18L259 17V15H258V10H260L258 7H257V3L259 2L258 0V2L256 3L255 1L254 2H252L253 0H250ZM264 1V0H263ZM115 2H116V0H115ZM155 2H158V1H155ZM171 2H172V0H171ZM192 2V1H191ZM200 2V1H199ZM219 2H220V0H219ZM92 3V4H91ZM102 3V4H101ZM109 3V2H108ZM112 3V2H111ZM123 3V2H122ZM143 3V2H142ZM141 3V4H142ZM149 3H150V1H149ZM161 3V2H160ZM159 3V4H160ZM243 3V2H242ZM89 4H91V7H93V8H91L90 7V5ZM94 4V5H93ZM117 4V3H116ZM124 4V3H123ZM127 4V3H126ZM143 4H147L146 2L145 3H143ZM143 4H142V6H143ZM152 4V3H151ZM158 4V5H159ZM198 4V3H197ZM217 4V3H216ZM228 4H229V2H228ZM259 4V3H258ZM261 4V3H260ZM93 5V6H92ZM102 7H101V6ZM150 5V4H149ZM162 5V4H161ZM225 5V4H224ZM233 5V4H232ZM101 8H100V7ZM105 6V5H104ZM113 6L115 7V5L113 4ZM120 6H122V4L120 3ZM126 6V5H125ZM139 6V7H138ZM155 6V5H154ZM157 6V5H156ZM167 6V5H166ZM180 6V5H179ZM204 6V5H203ZM209 6V5H208ZM212 6V5H211ZM227 6V5H226ZM234 6V5H233ZM237 6H238V4H237ZM90 7V8H89ZM107 7V6H106ZM116 7H118V6H116ZM126 7V8H127ZM169 7V6H168ZM175 7V6H174ZM185 7V6H184ZM210 7V6H209ZM214 8H215V5L213 6ZM220 7V6H219ZM232 7V6H231ZM243 7V6H242ZM262 7H263V5H262ZM108 8H111V7H108ZM108 8H105L106 10L108 9ZM125 8V9H126ZM141 8V7H140ZM139 8V9H140ZM153 8H155V7H153ZM173 8V7H172ZM222 8V7H221ZM92 9H94V11L91 10ZM96 9V10H95ZM98 9V10H97ZM112 9V8H111ZM191 9V8H190ZM200 9V8H199ZM262 9V8H261ZM105 10V11H106ZM110 10V9H109ZM114 10V9H113ZM120 10H121V7H120ZM123 10V9H122ZM141 10V9H140ZM160 10V9H159ZM192 10V9H191ZM204 10V9H203ZM212 10V9H211ZM224 10H225V8H224ZM239 10H240V8H239ZM248 10V9H247ZM102 11V13H100ZM129 11V10H128ZM132 11H131V13H130V16L129 17H131V19L133 20V16H131V14H132ZM153 11H154V9H153ZM156 11H158L157 9H156ZM155 11V12H156ZM179 11H181V10H179ZM202 11V10H201ZM237 11V10H236ZM245 11V10H244ZM94 12V13H93ZM97 12H99V14H97ZM104 12V13H103ZM108 12V11H107ZM112 12V11H111ZM120 11H118V13H119ZM126 12V11H125ZM133 12V13H134ZM140 12V11H139ZM170 12V11H169ZM187 12V11H186ZM193 12V11H192ZM223 12V11H222ZM229 12H231V11H229ZM260 12V11H259ZM3 13V12H2ZM110 13V12H109ZM154 13V12H153ZM162 13V12H161ZM167 13V12H166ZM165 13V14H166ZM182 13V12H181ZM185 13V12H184ZM203 13H205V11L203 12ZM209 13V12H208ZM213 13H214V11H213ZM212 13V14H213ZM215 13H217V12H215ZM233 13V12H232ZM241 13V12H240ZM144 14V13H143ZM148 14H150V13H148ZM156 14V13H155ZM174 13H172V15H173ZM194 14H195V12H194ZM197 14V13H196ZM222 14V13H221ZM226 14V13H225ZM259 14H261V13H259ZM263 14H264V12H263ZM103 15H102V17H103ZM110 15V14H109ZM112 15V14H111ZM125 16L127 15H129V12H128V14H124ZM123 14H121L120 15V13H119V16L118 15H115V16H118V17H121V19H122V16H124ZM133 15V14H132ZM141 15H142V13H141ZM167 15V14H166ZM170 15V14H169ZM176 15V14H175ZM203 15V14H202ZM219 15V14H218ZM230 15V14H229ZM234 15V14H233ZM99 16V17H98ZM163 16V15H162ZM194 16V15H193ZM210 16V15H209ZM217 16V15H216ZM215 16V17H216ZM222 16V15H221ZM239 16V15H238ZM259 18H258V17ZM139 17V16H138ZM152 17H153V14H152ZM158 17V16H157ZM177 17V16H176ZM240 17V16H239ZM249 17V18H248ZM262 17V16H261ZM263 17H264V15H263ZM105 18V17H104ZM104 18H102L101 19V21H103L104 22ZM112 18V17H111ZM125 18V17H124ZM143 18V17H142ZM148 18H149V15H148ZM151 18V17H150ZM170 18H172V17H170ZM186 18V17H185ZM196 18H197V16H196ZM207 18V17H206ZM212 18V17H211ZM218 18V17H217ZM221 18V17H220ZM251 18V19H250ZM100 19V18H99ZM110 19V18H109ZM108 19V20H109ZM112 19H115V18H112ZM118 20H121V19H119V18H117ZM116 19V20H117ZM127 19V18H126ZM134 19H136V17L134 18ZM158 19V18H157ZM164 19H165V17H164ZM177 19V18H176ZM195 19V18H194ZM204 19H205V17H204ZM212 19H214V17L212 18ZM232 19V18H231ZM238 19V18H237ZM106 20V19H105ZM111 20V19H110ZM125 20V19H124ZM159 20V19H158ZM169 20V19H168ZM178 20V19H177ZM185 20V19H184ZM187 20V19H186ZM230 20V19H229ZM239 20H240V18H239ZM90 21V22H89ZM91 21H92V24H90L91 23ZM122 21V20H121ZM120 21V22H121ZM134 21V20H133ZM157 21V20H156ZM167 21V20H166ZM170 21V20H169ZM182 21H183V17H182ZM208 21V20H207ZM210 21V20H209ZM215 21V20H214ZM217 21V20H216ZM231 21V20H230ZM234 21V20H233ZM232 21V22H233ZM241 21V20H240ZM100 22V21H99ZM105 22H107V21H105ZM109 22V21H108ZM111 22V21H110ZM150 22V21H149ZM162 22V21H161ZM160 22V24H162ZM173 22V21H172ZM185 22V21H184ZM183 22V23H184ZM260 22V23H259ZM114 23H117V22H114ZM129 23H130V21H129ZM154 23V22H153ZM157 23V22H156ZM168 23H170V22H168ZM181 23V22H180ZM186 23V22H185ZM195 23V22H194ZM206 23H209V22H206ZM235 23V22H234ZM239 23V22H238ZM248 25H247V24ZM123 24H126V23H123ZM131 24V23H130ZM133 24V23H132ZM131 24V25H132ZM165 24V23H164ZM163 24V25H164ZM175 24H179L178 22L177 23H175ZM193 24V23H192ZM198 24V23H197ZM217 24V23H216ZM228 24H230V23H228ZM106 25V24H105ZM136 25V24H135ZM155 25V24H154ZM153 25V26H154ZM174 25V24H173ZM208 25V24H207ZM240 25V24H239ZM242 25V24H241ZM245 25H243L244 27H246ZM13 27L15 30L14 31H16L17 30V33H18V36H16L15 38H13V35H10L12 32H10V27ZM147 26V25H146ZM150 26V25H149ZM148 26V27H149ZM152 26V27H153ZM156 26V25H155ZM164 26H167V25H164ZM180 26V25H179ZM181 26H182V23H181ZM189 26V25H188ZM191 26V25H190ZM231 26V28L232 27H235V26H232V24L230 25ZM119 27H120V25H119ZM125 27H127V26H125ZM135 27V26H134ZM151 27V28H152ZM173 27V26H172ZM171 27V28H172ZM177 27V26H176ZM185 27V26H184ZM243 27V28H244ZM12 28V29H13ZM17 28V29H16ZM101 28V27H100ZM150 28V27H149ZM150 28V29H151ZM156 28V27H155ZM179 28V27H178ZM186 28H188L189 29V27H186ZM193 28V27H192ZM191 27H190V29H192ZM196 28V27H195ZM238 28V27H237ZM248 28V27H247ZM105 29V30H104ZM106 29H108V30H106ZM157 29V28H156ZM164 29V28H163ZM197 29H198V27H197ZM212 28H210V30H211ZM214 29V28H213ZM223 29H224V26H223ZM235 29V28H234ZM233 29V31H236V29L234 30ZM239 30H240V28H238ZM238 29H237V31H238ZM242 29V28H241ZM101 30V29H100ZM148 30V29H147ZM146 30V31H147ZM166 30V29H165ZM173 30H175L174 28H173ZM172 30V32H175L176 33V30L175 31H173ZM183 30V29H182ZM195 30V29H194ZM221 30V29H220ZM244 30H245V28H244ZM12 31V30H11ZM133 31H134V33H133ZM139 31H141V30H139ZM145 31V32H146ZM151 31V30H150ZM149 31V33H151ZM217 31V30H216ZM226 31V30H225ZM242 31V30H241ZM171 32V33H172ZM181 33H182V31H180ZM229 32V31H228ZM231 32V31H230ZM240 32V31H239ZM15 33V32H14ZM143 33H144V31H143ZM142 33V34H143ZM163 33H164V31H163ZM170 33V32H169ZM184 33V32H183ZM192 33H193V30H192ZM197 33V32H196ZM201 33V32H200ZM206 33V32H205ZM223 33V32H222ZM226 33V32H225ZM233 33V32H232ZM245 32H243V34H244ZM141 34V35H142ZM168 34V33H167ZM213 34V33H212ZM218 34V33H217ZM241 34V33H240ZM243 34L242 35H240L241 36V43L242 42H244V40H245V44H246V39H247V36L246 35H244L243 36ZM143 35H145V33L143 34ZM169 35H171V34H169ZM182 35V34H181ZM193 35H194V33H193ZM215 34H213V36H214ZM226 35V34H225ZM132 36L134 37V39L132 38ZM165 36V35H164ZM167 36V35H166ZM186 36V35H185ZM204 36V35H203ZM230 36H232V34L230 35ZM239 35H238V37H240ZM143 37H145V36H143ZM149 37V36H148ZM171 37V36H170ZM195 37V36H194ZM198 37V36H197ZM200 37V36H199ZM198 37V38H199ZM210 37V36H209ZM215 37V36H214ZM263 37V36H262ZM157 38V37H156ZM163 38V37H162ZM172 38V37H171ZM170 38V39H171ZM182 38V37H181ZM189 38H191V35H190V37ZM211 38V37H210ZM215 38H217V37H215ZM147 39V38H146ZM174 39V38H173ZM176 39V38H175ZM192 39V38H191ZM238 39H240V38H238ZM244 39V40H243ZM255 39V40H256ZM145 40V39H144ZM161 40V39H160ZM184 40V39H183ZM189 40V39H188ZM194 40V39H193ZM200 40V39H199ZM204 40V39H203ZM202 40V41H203ZM211 40V39H210ZM213 40V39H212ZM263 40V39H262ZM142 41V40H141ZM147 41V40H146ZM149 41V40H148ZM171 41V40H170ZM175 41V40H174ZM192 41V40H191ZM191 41H189V42H191ZM201 41V40H200ZM220 41H221V39H220ZM230 41H231V39H230ZM229 41V42H230ZM143 42V41H142ZM153 42V41H152ZM167 42H169V40H167ZM183 42V41H182ZM189 42L187 43V45L189 44ZM199 42V41H198ZM205 42H206V40H205ZM257 42V43H258ZM262 42V41H261ZM164 43V42H163ZM169 43H172V42H169ZM179 43H181V42H179ZM185 43V42H184ZM200 43V42H199ZM220 43V42H219ZM227 43V42H226ZM243 43V44H244ZM255 44V45H258V44ZM263 43H264V41H263ZM6 44H4V46H6L7 47V45ZM33 44V43H32ZM153 44V43H152ZM151 44V45H152ZM156 44V43H155ZM162 44V43H161ZM175 44V43H174ZM174 44L172 45V46H174ZM186 44V43H185ZM198 44V43H197ZM202 44H203V42H202ZM224 44V43H223ZM222 44V45H223ZM262 44V43H261ZM261 44H259V45H261ZM1 45V44H0ZM157 45H158V43H157ZM165 45H167V44H165ZM176 45V44H175ZM193 45V44H192ZM201 45V44H200ZM221 45V44H220ZM227 45V44H226ZM229 45V44H228ZM232 45V44H231ZM248 45V44H247ZM33 46V45H32ZM141 46H142V49H140L141 48ZM183 46H184V44H183ZM209 46V45H208ZM215 46V45H214ZM217 46V45H216ZM246 46V45H245ZM249 46V45H248ZM30 47V46H29ZM34 47V46H33ZM167 47V46H166ZM181 47H182V45H181ZM221 47V46H220ZM230 47V46H229ZM242 47V46H241ZM247 47V46H246ZM256 47V46H255ZM261 47V46H260ZM27 48V47H26ZM162 48V47H161ZM211 48V47H210ZM8 49V48H7ZM162 49H164V48H162ZM177 49V48H176ZM189 49V48H188ZM191 49V48H190ZM189 49V50H190ZM231 49V48H230ZM234 49V48H233ZM242 49V48H241ZM15 50H13V51H15ZM192 50V49H191ZM196 50V49H195ZM202 50V49H201ZM212 50H214V49H212ZM258 50H260V49H258ZM263 50H264V48H263ZM10 51H12V50H9V52ZM19 51V50H18ZM164 51H165V49H164ZM168 51V50H167ZM175 51V50H174ZM200 51V50H199ZM20 52V51H19ZM172 52V51H171ZM209 52V51H208ZM226 52V51H225ZM12 53H14V52H12ZM161 53H164V52H161ZM173 53V52H172ZM186 53V52H185ZM189 53V52H188ZM217 53V52H216ZM31 54V53H30ZM36 54V53H35ZM38 54V53H37ZM157 54V53H156ZM178 54V53H177ZM204 54H205V52H204ZM211 54H213V53H211ZM211 54H210V56H211ZM218 54V53H217ZM216 54V55H217ZM234 54V53H233ZM258 54H260L259 52H258ZM11 55H13V54H11ZM21 55V54H20ZM164 55V54H163ZM173 55V54H172ZM187 55V54H186ZM189 55V54H188ZM207 55V54H206ZM215 55V56H216ZM221 55H222V53H221ZM249 55V54H248ZM264 55V54H263ZM2 56V55H1ZM4 56V55H3ZM9 56V55H8ZM18 56V55H17ZM195 56V55H194ZM209 56V57H210ZM231 56V55H230ZM174 57V56H173ZM176 57V56H175ZM184 57V56H183ZM186 58V57H185ZM213 58V57H212ZM223 58H226L224 55H223ZM258 58V57H257ZM5 59V58H4ZM135 59H137V66H134V64H133V61L135 60ZM169 59V58H168ZM179 59V58H178ZM181 59V58H180ZM187 59V58H186ZM196 59V58H195ZM198 59V58H197ZM228 59V58H227ZM247 59H248V56H247ZM181 60H183V59H181ZM191 60V59H190ZM239 60V59H238ZM261 60V59H260ZM5 61V60H4ZM168 61V60H167ZM167 61L163 58V56H160L159 55V57H158V59H157V63H158V66L160 67V70H159V72L160 71H163V70H168L169 69V65H168V63H167ZM180 61V60H179ZM185 61V60H184ZM195 61V60H194ZM203 61V60H202ZM201 61V62H202ZM215 61V60H214ZM223 60H221V62H222ZM250 61V60H249ZM264 61V60H263ZM19 62V61H18ZM218 62V61H217ZM225 62V61H224ZM224 62H222V63H224ZM234 62V61H233ZM237 62V61H236ZM259 61H257V63H258ZM5 63V62H4ZM3 63V64H4ZM171 63V62H170ZM177 63V62H176ZM182 63V62H181ZM186 63V62H185ZM189 63H191V62H189ZM188 63V64H189ZM222 63H220V64H222ZM256 63V65H258ZM261 63V62H260ZM7 64V63H6ZM196 64V63H195ZM253 64V63H252ZM184 65V64H183ZM192 65V64H191ZM225 65H226V63H225ZM251 65V64H250ZM171 66H172V63H171ZM178 66V65H177ZM180 67H181V65H179ZM189 66V65H188ZM188 66H187V68L186 67H184V68H182V73H184L185 74V76L184 75H182V74H178L177 76H179L178 77V79H177V82H178V87H180V89H181V91H190V90H193V89H197L198 91H199V87H197V86H195V84H194V81H195V79H194V77L195 76H190V77H187L186 75H187V72H186V69H188ZM198 66V65H197ZM217 66V65H216ZM222 67L224 66V65H221ZM228 66V65H227ZM231 66V65H230ZM229 66V67H230ZM249 66V65H248ZM252 66V65H251ZM263 66V65H262ZM7 67V66H6ZM35 67V66H34ZM191 67V66H190ZM201 67V66H200ZM233 67V66H232ZM260 67H261V64H260ZM2 68V67H1ZM13 68V67H12ZM173 69H174V67H172ZM176 68V67H175ZM178 68V67H177ZM263 68V67H262ZM15 69V68H14ZM159 69V68H158ZM162 69V70H161ZM195 69V68H194ZM215 69V68H214ZM3 70V69H2ZM36 70V69H35ZM171 70V69H170ZM201 70V69H200ZM202 70H204V69H202ZM219 70V69H218ZM223 70V69H222ZM225 70V69H224ZM227 70V69H226ZM230 70V69H229ZM259 70V69H258ZM33 71V70H32ZM172 71H174V70H172ZM171 71V73H173ZM231 71V70H230ZM238 71V70H237ZM257 71V70H256ZM4 72V71H3ZM25 72V71H24ZM41 72V71H40ZM168 72V71H167ZM175 72V71H174ZM190 72V71H189ZM196 72V71H195ZM207 72V71H206ZM236 72V71H235ZM235 72H233V74L235 73ZM251 72H252V70H251ZM7 73V72H6ZM169 73H170V71H169ZM178 73H179V71H178ZM197 73V72H196ZM209 73H211V72H209ZM223 73V72H222ZM8 74V73H7ZM38 74V73H37ZM174 74V73H173ZM192 74H193V72H192ZM195 74V73H194ZM208 74V73H207ZM224 74V73H223ZM222 74V75H223ZM232 74V75H233ZM40 75V74H39ZM196 75V74H195ZM200 75V74H199ZM11 76V75H10ZM15 76V75H14ZM36 76H38V75H36ZM46 76V77H45ZM159 76H160V73H159ZM176 76V77H177ZM189 76V75H188ZM197 76V75H196ZM212 76H214V75H212ZM219 76V75H218ZM226 76V75H225ZM234 76V75H233ZM1 77V76H0ZM9 77V76H8ZM39 77V76H38ZM51 77H53L52 78V81H53V79H55L54 80V82H50L51 81ZM175 77V78H176ZM198 77V76H197ZM216 77V76H215ZM215 77H214V79L213 80H215ZM230 77V76H229ZM240 77V76H239ZM239 77H235V80L239 83V81H240V79H239ZM210 78V77H209ZM263 78V77H262ZM261 78V79H262ZM28 79V78H27ZM35 79V78H34ZM40 79H41V77H40ZM44 79V80H45ZM73 79H76L77 81V83H75V84H71V81L73 80ZM198 79V78H197ZM223 79V78H222ZM225 79V78H224ZM43 80V81H44ZM162 80V79H161ZM217 80V79H216ZM234 80V81H235ZM263 81H264V79H262ZM209 81V80H208ZM212 81V80H211ZM221 81V80H220ZM232 81V80H231ZM243 81V80H242ZM254 81V80H253ZM23 82V81H22ZM73 82V81H72ZM11 83V82H10ZM29 83V82H28ZM147 83V82H146ZM198 83V82H197ZM213 83V82H212ZM237 83V84H238ZM241 83H243V82H241ZM262 82H260V83H258V84H260V85H262L261 84ZM27 84V83H26ZM156 84V83H155ZM206 84V83H205ZM214 84V83H213ZM226 84V83H225ZM232 84H233V86H234V83L232 82ZM7 85V84H6ZM14 85V84H13ZM157 85V84H156ZM203 85V84H202ZM212 85V84H211ZM227 85V84H226ZM230 85V84H229ZM228 85V86H229ZM236 85V84H235ZM264 85V84H263ZM18 86V85H17ZM223 86V85H222ZM221 86V87H222ZM231 86V85H230ZM258 86V85H257ZM0 87H2V86H0ZM22 87V86H21ZM27 87V86H26ZM158 87V86H157ZM162 87V86H161ZM197 87V88H196ZM204 87V86H203ZM209 87V89H206V91H207V94L205 95L206 97H205V99L206 100H204V98L202 97V96H200L199 98H198V103H199V109L200 110H202L203 111V114H202V117H204V120L202 121V119H200L201 120V125H200V127H199V129L198 130H200V135L201 136H203L205 139H209V141L210 142H207V143H213L212 141H211V139H212V133H210V131H209V133H208V129L211 127V122H210V124H208V122L210 121L209 120V117L211 116V112H214V108L211 110V107H212V105L214 106V103L216 102L215 101V97H219V94L217 95V96H214V94L212 93L213 91V87H210V85L208 86ZM220 87V88H221ZM235 87V86H234ZM237 87V86H236ZM33 88V87H32ZM147 88H149V87H147ZM160 88V87H159ZM215 88V87H214ZM223 88V87H222ZM230 88V87H229ZM239 88H244V86H241V87H239ZM23 89V88H22ZM28 89V88H27ZM165 89V88H164ZM218 89H219V87H218ZM231 89H232V87H231ZM259 89V88H258ZM262 89V88H261ZM11 90V89H10ZM69 90V91H68ZM145 90H147L146 89V87H145ZM235 90V89H234ZM85 91V92H84ZM142 91V90H141ZM154 91V90H153ZM180 91V92H181ZM183 91V92H184ZM197 91V92H198ZM216 91V90H215ZM222 91H223V89H222ZM221 91V92H222ZM225 91V90H224ZM238 91V90H237ZM236 91V92H237ZM260 91V90H259ZM4 92V91H3ZM149 92V91H148ZM152 92V91H151ZM182 92V93H183ZM220 92V91H219ZM9 93V92H8ZM11 93V92H10ZM31 93V92H30ZM34 93V92H33ZM188 93V92H187ZM223 93V92H222ZM238 93V92H237ZM245 93V92H244ZM140 94V93H139ZM141 94H142V92H141ZM148 94V93H147ZM147 94H146V96H147ZM153 94V93H152ZM157 94L158 93H156V96H157ZM228 94V93H227ZM13 95V94H12ZM29 95V94H28ZM143 95V94H142ZM165 95V94H164ZM194 95V94H193ZM5 96H6V94H5ZM80 96H82V95H80ZM198 96V95H197ZM228 96V95H227ZM237 96H238V94H237ZM7 97V96H6ZM15 97V96H14ZM28 97V96H27ZM229 97H230V92H229ZM234 97H235V94H234ZM240 97V96H239ZM5 98V97H4ZM8 98V97H7ZM10 98V97H9ZM20 98V97H19ZM154 98V97H153ZM158 98V97H157ZM197 98V97H196ZM227 98V97H226ZM230 98H233V97H230ZM243 98V97H242ZM81 99V98H80ZM82 99H84V98H82ZM156 99V98H155ZM222 99V98H221ZM224 99V98H223ZM233 99H235V98H233ZM238 99V98H237ZM240 99V98H239ZM261 99H264V97L263 98H261ZM87 100H89V99H87ZM93 100V99H92ZM158 100V99H157ZM160 100V99H159ZM217 100V99H216ZM226 100V99H225ZM229 100V99H228ZM231 100V99H230ZM242 100V99H241ZM240 100V101H241ZM2 101V100H1ZM11 101V100H10ZM147 101H148V99H147ZM146 101V102H147ZM185 101V100H184ZM192 101V100H191ZM203 101V102H202ZM221 101V100H220ZM235 100H231V102H230V106L231 107H229V108H231V110L232 111H234L235 112V114H236V112H238V113H240V107H241V105H242V101L240 102V104L239 103H237L236 101L234 102ZM245 101V100H244ZM262 101V100H261ZM3 102V101H2ZM25 102V101H24ZM158 102V101H157ZM174 102V101H173ZM229 102V101H228ZM227 102V103H228ZM264 102V101H263ZM7 103V102H6ZM12 103V102H11ZM33 103V102H32ZM89 103V102H88ZM226 103V104H227ZM76 104H82V106L84 105V106H86L87 104H86V102H80V103H78V100L76 101V103H75V106H77ZM139 104H141V106L139 105ZM159 104V103H158ZM176 104V103H175ZM189 103H188V101L185 103V105L187 106ZM220 104H221V102H220ZM260 104H261V102H260ZM145 105V104H144ZM216 105V104H215ZM225 105V104H224ZM263 105V104H262ZM10 106V105H9ZM30 106V105H29ZM33 106V105H32ZM67 106V105H66ZM83 106V107H84ZM133 106V107H132ZM140 106V107H139ZM147 106V105H146ZM159 106V105H158ZM229 106V105H228ZM227 106V107H228ZM242 106H244V105H242ZM247 106V105H246ZM18 107V106H17ZM65 107V106H64ZM72 107H74V106H72ZM173 107V106H172ZM224 107V106H223ZM261 107V106H260ZM28 108V107H27ZM41 108V107H40ZM63 108V107H62ZM68 108V107H67ZM67 108H66V110H67ZM77 108H80V107H78L77 106ZM86 108H88V107H86ZM93 108V109H94ZM101 107H99V110H102V109H100ZM143 108V107H142ZM178 108V107H177ZM186 108V107H185ZM216 108V107H215ZM217 108H219V106L217 107ZM35 109V108H34ZM44 109H45V107H44ZM50 109V108H49ZM65 109V108H64ZM69 109V108H68ZM76 109V108H75ZM90 109V108H89ZM91 109H92V107H91ZM106 109V108H105ZM145 109V108H144ZM174 109V108H173ZM260 109H262V108H260ZM14 110V109H13ZM41 110H43V109H41ZM57 110V109H56ZM94 110V111H95ZM98 110V111H99ZM152 110V109H151ZM181 110V109H180ZM192 110V109H191ZM230 109H229V111H231ZM264 110V109H263ZM262 110V111H263ZM23 111V110H22ZM59 111H60V109H59ZM71 111H72V109H71ZM141 111V110H140ZM144 111V110H143ZM216 111H217V109H216ZM231 111V112H232ZM259 111V110H258ZM261 111V110H260ZM261 111V112H262ZM51 112V111H50ZM66 113H67V111H65ZM78 112V111H77ZM91 112H92V110H91ZM97 112V111H96ZM100 112V111H99ZM105 112V110L103 111V113ZM192 112V111H191ZM220 111H218V113H219ZM233 112V113H234ZM256 112V111H255ZM25 113V112H24ZM28 113V112H27ZM69 113V112H68ZM67 113V114H68ZM88 113H90V112H88ZM98 113V112H97ZM112 113V112H111ZM140 113V112H139ZM148 113H149V111H148ZM148 113H146V115L148 114ZM168 113V112H167ZM186 113H187V111H186ZM199 113V112H198ZM13 114V113H12ZM11 114V115H12ZM38 114V113H37ZM81 113H79L78 115H80ZM83 114H85V110L83 111V113H82V115ZM94 114V113H93ZM101 114V113H100ZM107 114V113H106ZM190 114V113H189ZM242 114V113H241ZM258 114H259V112H258ZM264 114V113H263ZM10 115V114H9ZM34 115V114H33ZM63 115V114H62ZM74 116L76 115V114H73ZM72 115V116H73ZM90 115V114H89ZM105 115V114H104ZM112 115V114H111ZM126 115V114H125ZM128 115V119L126 120V116H124L122 119L120 118V120H122L123 122L126 120V121H128L129 120V122L131 121V123H133L132 121H134V119L130 116L131 114H127ZM137 115V114H136ZM218 115V114H217ZM229 115H231V114H229ZM234 115V114H233ZM245 115V114H244ZM260 115V114H259ZM37 116H39V115H37ZM51 116V115H50ZM60 116V115H59ZM66 117L68 116V115H65ZM86 116V115H85ZM98 116V115H97ZM114 116H115V114H114ZM161 116H163V115H161ZM166 116V115H165ZM236 116H237V114H236ZM32 117V116H31ZM44 117V116H43ZM42 117V118H43ZM47 117V116H46ZM54 117V116H53ZM57 117V116H56ZM70 117V116H69ZM79 117V116H78ZM93 117V116H92ZM95 117V116H94ZM99 117V116H98ZM169 117V116H168ZM190 117V116H189ZM216 117V116H215ZM222 117V116H221ZM221 117H219L220 119H221ZM235 117V116H234ZM264 117V116H263ZM71 118V117H70ZM80 118H83L82 116H80ZM110 118H112V117H110ZM179 118V117H178ZM192 118V117H191ZM190 118V119H191ZM218 118V117H217ZM226 118H228V117H226ZM225 118V119H226ZM49 119V118H48ZM73 119H75L76 120V118H74L73 117ZM79 119V118H78ZM102 119V118H101ZM108 119V118H107ZM107 119H105V120H107ZM189 119V120H190ZM199 119V118H198ZM215 119V118H214ZM4 120H5V118H4ZM67 120H69V119H67ZM71 120V119H70ZM73 121L72 120V124H71V127H77L78 128V131H79V129L80 128H82L83 126H81L80 125V123L76 120V121ZM103 120V119H102ZM136 120H138V119H136ZM176 120V119H175ZM188 120V121H189ZM209 120V121H208ZM217 120V119H216ZM219 120V119H218ZM222 120H224V118L222 119ZM221 120V121H222ZM263 121L262 122H264V118L262 119ZM46 121V120H45ZM55 121V120H54ZM61 121V120H60ZM87 121H88V119H87ZM90 121V120H89ZM141 121V120H140ZM139 121V122H140ZM172 121V120H171ZM183 121H185V120H183ZM195 121H197V119L195 120ZM3 122V121H2ZM37 122V121H36ZM94 122V121H93ZM97 122V121H96ZM95 122V123H96ZM100 122H102V121H100ZM121 122V121H120ZM120 122H118L119 124H121L122 125V123H120ZM138 122V121H137ZM181 122V121H180ZM192 122H193V120H192ZM247 122V121H246ZM30 123V122H29ZM38 123V122H37ZM53 123V122H52ZM55 123V122H54ZM89 123V122H88ZM109 123V122H108ZM111 123V122H110ZM130 123V124H131ZM162 123V122H161ZM169 123V122H168ZM179 123V122H178ZM212 123H214V122H212ZM218 123V122H217ZM226 123V122H225ZM40 124V123H39ZM56 124V123H55ZM99 124V123H98ZM105 124V123H104ZM112 124V123H111ZM129 124V125H130ZM135 124H137L136 123V121H134V126H135ZM139 124V123H138ZM137 124V125H138ZM155 124V123H154ZM9 125V124H8ZM20 125V124H19ZM58 125V124H57ZM70 125V124H69ZM115 125V124H114ZM117 125V124H116ZM121 125H118V128L120 129V131H121V129H122V127H121ZM161 125H163V124H161ZM160 125V126H161ZM192 125V124H191ZM191 125H190V128H191ZM209 125H210V127H209ZM219 125V124H218ZM226 125V124H225ZM3 126V125H2ZM28 126V125H27ZM36 126V125H35ZM46 126V125H45ZM61 126V125H60ZM68 126V125H67ZM98 126H100V125H98ZM106 126V125H105ZM113 126V125H112ZM111 126V127H112ZM126 126V125H125ZM171 126V125H170ZM188 126V125H187ZM221 126V125H220ZM231 126V125H230ZM263 126V125H262ZM63 127V126H62ZM108 127V126H107ZM110 127V126H109ZM110 127V128H111ZM115 127V126H114ZM154 127V126H153ZM167 127V126H166ZM169 127V126H168ZM175 127V126H174ZM178 127V126H177ZM184 127V126H183ZM216 127H217V125H216ZM215 127V128H216ZM41 128V127H40ZM54 128H55V125H54ZM60 128V127H59ZM90 128V127H89ZM104 128V127H103ZM106 128V127H105ZM104 128V129H105ZM133 128V127H132ZM165 128V127H164ZM211 128H213V127H211ZM218 128V127H217ZM230 128V127H229ZM264 128V127H263ZM24 129V128H23ZM51 129V128H50ZM63 129H65V128H63ZM67 129V128H66ZM117 129V128H116ZM123 129H124V126H123ZM122 129V130H123ZM149 129V128H148ZM151 129H152V127H151ZM156 129H158V128H156ZM171 129V128H170ZM225 129V128H224ZM231 129V128H230ZM54 130V129H53ZM61 130V129H60ZM74 130V129H73ZM83 130V129H82ZM107 130V129H106ZM147 130V129H146ZM40 131H43V130H40ZM39 131V132H40ZM70 131V130H69ZM75 131V130H74ZM81 131V130H80ZM88 131V130H87ZM109 131V130H108ZM114 131V130H113ZM144 131V130H143ZM156 131V130H155ZM158 131V130H157ZM160 131V130H159ZM169 131V130H168ZM180 131V130H179ZM215 131V130H214ZM220 131V130H219ZM227 131V130H226ZM16 132V131H15ZM34 132H35V130H34ZM33 132V133H34ZM60 132V131H59ZM77 132V131H76ZM82 132V131H81ZM84 132V131H83ZM123 132V131H122ZM136 132V131H135ZM138 132V131H137ZM141 132V131H140ZM211 132H213V129H211ZM216 133H214V136L217 134V132L218 131H215ZM221 132H223V133H225L224 132V130L223 131H221ZM221 132H220V134H221ZM227 132H229V131H227ZM4 133V132H3ZM8 133V132H7ZM46 133V132H45ZM99 133V132H98ZM108 133V132H107ZM125 133V132H124ZM174 133H176V132H174ZM197 133V132H196ZM222 133V134H223ZM244 133H246V132H244ZM11 134V133H10ZM10 134H9V136H10ZM34 134H36V133H34ZM55 134H57V133H55ZM115 134V133H114ZM134 134V133H133ZM152 134H154V133H152ZM158 134V133H157ZM218 134H219V132H218ZM217 134V135H218ZM219 134V135H220ZM226 134V133H225ZM228 134V133H227ZM232 134V133H231ZM258 134V133H257ZM256 134V135H257ZM8 135V134H7ZM53 135V134H52ZM76 134H74V136H75ZM83 135H84V133H83ZM127 135V134H126ZM135 135V134H134ZM138 135V134H137ZM151 135V134H150ZM155 135V134H154ZM160 135H161V133H160ZM162 135H164V134H162ZM167 135V134H166ZM46 136V135H45ZM51 136V135H50ZM77 136V135H76ZM91 136V135H90ZM104 136V135H103ZM108 136V135H107ZM125 136V135H124ZM123 136V137H124ZM153 136V135H152ZM188 136H190V132L189 131H181V132H179V133H177L176 135L174 134V138H175V140H179V141H181L180 142V144L182 143V140L184 141V140H186L185 138L186 137H188ZM229 136V135H228ZM12 137V136H11ZM17 137V136H16ZM85 137V136H84ZM102 137V136H101ZM105 137H106V135H105ZM125 137H127V136H125ZM245 137V136H244ZM249 137V136H248ZM252 137V136H251ZM36 138H38V137H36ZM89 138V137H88ZM107 138V137H106ZM122 138V137H121ZM132 138V137H131ZM142 138V137H141ZM146 138V137H145ZM153 138V137H152ZM151 138V139H152ZM172 138V137H171ZM190 138V137H189ZM201 138V137H200ZM215 138H216V136H215ZM214 138V139H215ZM218 138H219V136H218ZM240 138V137H239ZM243 138V137H242ZM241 138V139H242ZM247 138V137H246ZM245 138V139H246ZM7 139H9V138H7ZM48 139H50L49 138V136H48ZM53 139H55V138H53ZM58 138H56V141H58L57 140ZM70 139V138H69ZM116 139V138H115ZM157 139H158V137H157ZM163 139H166V138H164L163 137ZM202 139V138H201ZM248 139V138H247ZM255 139V138H254ZM254 139H253V141H254ZM1 140H2V137H1ZM4 140V139H3ZM17 140V139H16ZM47 140V139H46ZM65 140V139H64ZM93 140V139H92ZM107 140V139H106ZM147 140V139H146ZM149 140V139H148ZM232 140V139H231ZM5 141V140H4ZM13 141V140H12ZM36 141V140H35ZM50 141V140H49ZM54 141V140H53ZM131 141V140H130ZM161 141V140H160ZM169 141V140H168ZM167 141V142H168ZM206 141V140H205ZM216 141V140H215ZM17 141H15V143H16ZM45 142V141H44ZM51 142H52V139H51ZM61 142V141H60ZM67 142H70V141H67ZM76 142V141H75ZM114 141L112 140V143H113ZM118 142V141H117ZM121 142V141H120ZM129 142V141H128ZM138 142V141H137ZM142 143H143V141H141ZM149 142V141H148ZM170 142V141H169ZM168 142V143H169ZM232 142V141H231ZM238 142V141H237ZM239 142H240V140H239ZM242 142V141H241ZM252 142V141H251ZM4 143V142H3ZM6 143V142H5ZM8 143V142H7ZM32 143V142H31ZM30 143V144H31ZM42 143V142H41ZM47 143V142H46ZM53 143V142H52ZM51 143V144H52ZM87 143V142H86ZM99 143H100V140H99ZM116 143V142H115ZM132 143V142H131ZM134 143V142H133ZM136 143V142H135ZM141 143V144H142ZM145 143V142H144ZM248 143V142H247ZM253 143V142H252ZM2 144V143H1ZM14 144V143H13ZM36 144V143H35ZM57 144H59V143H57ZM78 144V143H77ZM122 144V143H121ZM138 144V143H137ZM145 144H147V143H145ZM144 144V145H145ZM159 144V143H158ZM172 143H170V145H171ZM200 144V143H199ZM199 144H197V145H199ZM202 144V143H201ZM255 144V143H254ZM4 145H6V144H4ZM12 145V144H11ZM11 145H9L8 147L6 146V148L5 147H3V146H1L0 147V153H2V151H4V150H6V151H8V153L10 152V153H15V154H17V157L19 158V156H18V151L20 152V150H18L17 151V149L16 148H13ZM41 145V144H40ZM45 145V144H44ZM61 145V144H60ZM67 145V144H66ZM65 145V146H66ZM71 145V144H70ZM73 145V144H72ZM71 145V146H72ZM96 145V144H95ZM128 145V144H127ZM150 145H152V144H150ZM156 145V144H155ZM163 145V144H162ZM193 145H194V143H193ZM192 145V146H193ZM235 145V144H234ZM234 145H232V146H234ZM245 145V144H244ZM14 146H16V145H14ZM33 146L36 148V146L34 145V143H33ZM37 146L39 147V145L37 144ZM42 146H43V144H42ZM90 146V145H89ZM93 146V145H92ZM177 146V145H176ZM23 147H24V145H23ZM33 147V148H34ZM55 147V146H54ZM57 147V146H56ZM79 147V146H78ZM77 146H76V148H78ZM80 147H83V146H80ZM95 147V146H94ZM103 147H105V146H103ZM107 147V146H106ZM114 147H115V145H114ZM123 147V146H122ZM125 147V146H124ZM163 147H165V145L163 146ZM171 147V146H170ZM174 147H175V145H174ZM211 147H212V145H211ZM242 147V146H241ZM240 147V148H241ZM245 147V146H244ZM252 147V146H251ZM18 148V147H17ZM30 148V147H29ZM45 148H46V146H45ZM58 148V147H57ZM62 148V147H61ZM119 148H121V147H119ZM130 148V147H129ZM137 148V147H136ZM141 148V147H140ZM168 148V147H167ZM184 148V147H183ZM194 149H195V147H193ZM240 148H239V150H240ZM28 149V148H27ZM42 149V148H41ZM46 149H48L49 150V148H46ZM79 149V148H78ZM82 149V148H81ZM85 149V148H84ZM90 149V148H89ZM102 149V148H101ZM116 149V148H115ZM143 149V148H142ZM205 149V148H204ZM223 149V148H222ZM25 150V149H24ZM31 150V149H30ZM43 150V149H42ZM61 150V149H60ZM86 150V149H85ZM108 150V149H107ZM112 150V149H111ZM110 150V151H111ZM120 150V149H119ZM135 150H137V149H135ZM139 150V149H138ZM184 150V149H183ZM182 150V151H183ZM221 150V149H220ZM232 150V149H231ZM244 150V149H243ZM27 151V150H26ZM32 151H33V149H32ZM73 151V150H72ZM82 151V150H81ZM80 151V152H81ZM100 151V150H99ZM106 151V150H105ZM116 151V150H115ZM141 151V150H140ZM157 151V150H156ZM163 151H164V149H163ZM163 151H162V153H163ZM190 151V150H189ZM192 151V150H191ZM190 151V152H191ZM200 151V150H199ZM208 151V150H207ZM212 151V150H211ZM222 151V150H221ZM228 151V150H227ZM226 151V152H227ZM38 152V151H37ZM43 152V151H42ZM59 152H63V151H59ZM74 152V151H73ZM89 152V151H88ZM109 152V151H108ZM122 152H124V151H122ZM142 152V151H141ZM144 152V151H143ZM151 152V151H150ZM161 152V151H160ZM198 152V151H197ZM228 152H231V151H228ZM236 152H237V149H236ZM242 152V151H241ZM243 152H245V151H243ZM253 152V151H252ZM25 153V152H24ZM31 153V152H30ZM58 153V152H57ZM85 153V152H84ZM87 153V152H86ZM91 153V152H90ZM93 153V152H92ZM115 153H118V152H115ZM157 153H158V151H157ZM192 153V152H191ZM210 153V152H209ZM214 153V152H213ZM220 153V152H219ZM232 153V152H231ZM231 153H225L226 155H228L229 156V154H231ZM254 153V152H253ZM252 153V154H253ZM15 154L14 155H12V156H15ZM28 154V153H27ZM54 154V153H53ZM59 154V153H58ZM64 154V153H63ZM65 154H66V151H65ZM70 154V153H69ZM75 154V153H74ZM77 154V153H76ZM75 154V155H76ZM108 153H106V155H107ZM110 154V153H109ZM124 154V153H123ZM128 154H129V152H128ZM175 154H176V152H175ZM175 154H173V155H175ZM237 154V153H236ZM248 154H249V152H248ZM255 154V153H254ZM21 155V154H20ZM67 155H68V153H67ZM80 154H78V158L79 157H81V156H79ZM81 155H84V154H81ZM113 155H116V154H114L113 153ZM127 155V154H126ZM145 155V154H144ZM178 155V154H177ZM207 155V154H206ZM11 156V155H10ZM22 156V155H21ZM27 156H29V155H27ZM38 157H39V155H37ZM45 156H46V154H45ZM54 156V155H53ZM65 156V155H64ZM86 156V155H85ZM91 156V155H90ZM96 156H97V154H96ZM111 156V155H110ZM117 156V155H116ZM119 156V155H118ZM125 156V155H124ZM214 155H212V157H213ZM240 156V155H239ZM245 156H247V155H245ZM4 157V156H3ZM16 157V156H15ZM16 157V158H17ZM26 157V156H25ZM38 157H37V159H38ZM48 157V156H47ZM59 157H61V156H59ZM65 157H67V156H65ZM64 157V158H65ZM76 157H77V155H76ZM98 157V156H97ZM106 157V156H105ZM126 157V156H125ZM131 157V156H130ZM133 157V156H132ZM136 157V156H135ZM134 157V158H135ZM139 157V156H138ZM142 157V156H141ZM140 157V158H141ZM152 156H150V158H151ZM154 157V156H153ZM152 157V158H153ZM174 157V156H173ZM193 157V156H192ZM215 157V156H214ZM234 157V156H233ZM232 157V158H233ZM0 158H2V157H0ZM21 158V157H20ZM19 158V159H20ZM71 158H73V156L71 155ZM70 158V159H71ZM75 158V157H74ZM88 158V157H87ZM100 158V157H99ZM102 158V157H101ZM104 158V157H103ZM108 158V157H107ZM106 158V159H107ZM116 157H114V159H115ZM152 158H151V160H152ZM164 158V157H163ZM182 158V157H181ZM180 158V159H181ZM188 158V157H187ZM224 158V157H223ZM245 158V157H244ZM243 158V159H244ZM3 159V158H2ZM7 159V158H6ZM9 159V158H8ZM7 159V160H8ZM27 159V158H26ZM32 159V158H31ZM36 159V158H35ZM48 159V158H47ZM61 159H62V157H61ZM68 159V158H67ZM81 159V158H80ZM91 159V158H90ZM96 159H98V158H96ZM109 159V158H108ZM113 159V158H112ZM126 159V158H125ZM176 159V158H175ZM189 159V158H188ZM197 159V158H196ZM242 159V158H241ZM262 159H264V158H262ZM14 160V159H13ZM16 160V159H15ZM33 160V159H32ZM39 160V159H38ZM51 160V159H50ZM59 160V159H58ZM66 160V159H65ZM74 160V159H73ZM75 160H76V158H75ZM83 160H85V159H83ZM92 160V159H91ZM123 160V159H122ZM130 160V159H129ZM132 160H133V158H132ZM157 160V159H156ZM159 160V159H158ZM170 160V159H169ZM213 160H215V158L213 159ZM227 160H228V158H227ZM230 160H232L231 158H230ZM258 160V159H257ZM9 161V160H8ZM17 161V163L19 162V160H16ZM15 161V162H16ZM21 161V160H20ZM54 161V160H53ZM71 161H72V159H71ZM71 161H69V162H71ZM77 161V160H76ZM93 161V160H92ZM103 161H104V159H103ZM110 161V160H109ZM117 161V160H116ZM124 161V160H123ZM125 161H127V160H125ZM124 161V162H125ZM131 161V160H130ZM181 161V160H180ZM205 161V160H204ZM224 162H226V160H223ZM229 161V160H228ZM238 161H240V160H238ZM244 161H245V159H244ZM243 161V163H245ZM255 161V160H254ZM259 161V160H258ZM257 161V162H258ZM34 162H36V161H34ZM38 162V161H37ZM50 162V161H49ZM62 162H63V160H62ZM67 162V161H66ZM96 162V161H95ZM102 162V161H101ZM110 162H112V161H110ZM119 162V161H118ZM191 162V161H190ZM200 162V161H199ZM202 162V161H201ZM230 162V161H229ZM253 162V161H252ZM5 163V162H4ZM21 163V162H20ZM23 163H25V162H23ZM64 163V162H63ZM73 163H74V161H73ZM103 163V162H102ZM123 163V162H122ZM166 163V162H165ZM181 163V162H180ZM219 163V162H218ZM262 163V162H261ZM15 164V163H14ZM28 164V163H27ZM31 165H32V163H30ZM34 164V163H33ZM55 164H56V162H55ZM65 164V163H64ZM69 164V163H68ZM71 164V163H70ZM76 164H78L77 162H76ZM104 164H105V162H104ZM110 164H113V163H110ZM109 164V165H110ZM125 164V163H124ZM139 164V163H138ZM137 164V165H138ZM161 164V163H160ZM189 164V163H188ZM201 164H203V163H201ZM207 164V163H206ZM223 164V163H222ZM238 164V163H237ZM239 164H241V163H239ZM250 164V163H249ZM252 164V163H251ZM255 164H257V163H255ZM254 164V165H255ZM263 164H264V160H263ZM8 165H10V164H8ZM17 165V164H16ZM23 165V164H22ZM39 165V164H38ZM45 165H46V163H45ZM73 165H75V164H73ZM92 165V164H91ZM126 165V164H125ZM124 165V166H125ZM127 165H128V163H127ZM131 165H132V163H131ZM184 165V164H183ZM207 165H209V163L207 164ZM206 165V166H207ZM253 165V164H252ZM260 165V164H259ZM23 166H25V165H23ZM28 166V165H27ZM58 166V165H57ZM60 166V165H59ZM64 166V165H63ZM63 166H62V168H63ZM95 166V165H94ZM107 166V165H106ZM115 166H117V165H115ZM133 166V165H132ZM156 166V165H155ZM168 166V165H167ZM210 166H212L211 165V163H210ZM222 166V165H221ZM235 166V165H234ZM251 166V165H250ZM0 167H1V165H0ZM11 167H12V165H11ZM16 167H18V166H16ZM29 167V166H28ZM39 167V166H38ZM43 167V166H42ZM51 167V166H50ZM55 167V166H54ZM68 166H66L65 168H67ZM71 167V166H70ZM69 167V168H70ZM73 167V166H72ZM84 167V166H83ZM108 167V166H107ZM129 167H130V164H129ZM128 167V168H129ZM208 167V166H207ZM215 167V166H214ZM236 167H238V166H236ZM247 167V166H246ZM257 167V166H256ZM3 168V167H2ZM20 168H22V166L20 167ZM25 168V167H24ZM61 168V167H60ZM61 168V169H62ZM86 168V167H85ZM91 168V167H90ZM102 168V167H101ZM117 168V167H116ZM123 168V167H122ZM127 168V170H129ZM133 168H135V166L133 167ZM138 168V167H137ZM190 168V167H189ZM197 168V167H196ZM213 168V167H212ZM218 168V167H217ZM230 168V167H229ZM235 168V167H234ZM241 168H243V167H241ZM4 169V168H3ZM16 169V168H15ZM34 169V168H33ZM40 169V168H39ZM77 169V168H76ZM80 169V171L83 169H81V168H79ZM87 169V168H86ZM99 169V168H98ZM132 169V168H131ZM140 169V168H139ZM149 169V171L151 172V170H150V168H147V170ZM152 169V168H151ZM199 169V168H198ZM228 169V168H227ZM232 169V168H231ZM230 169V170H231ZM250 169H251V167H250ZM255 169V168H254ZM18 170H19V168H18ZM24 171H25V169H23ZM30 170H31V168H30ZM46 170H47V168H46ZM68 170V169H67ZM90 170V169H89ZM109 170V169H108ZM153 170V169H152ZM180 170V169H179ZM178 170V171H179ZM218 170V169H217ZM233 170V169H232ZM239 170V169H238ZM244 170V169H243ZM263 170V169H262ZM3 171V170H2ZM6 171H8V170H6ZM20 171H22V170H20ZM37 171V170H36ZM39 171V170H38ZM70 171V170H69ZM92 171V170H91ZM90 171V172H91ZM106 171V170H105ZM131 171V170H130ZM137 171H139V170H137ZM144 171V170H143ZM191 171V170H190ZM218 171H220V169L218 170ZM224 171H227V170H224ZM223 171V172H224ZM235 171V170H234ZM248 171V170H247ZM31 172H32V170H31ZM45 172V171H44ZM61 172H63V171H61ZM75 172V171H74ZM77 172L79 173V170H77ZM84 172V171H83ZM85 172H87V171H85ZM120 172H121V170H120ZM125 172V171H124ZM128 172V171H127ZM146 172V171H145ZM148 172V171H147ZM192 172H193V168H192ZM216 172V171H215ZM228 172V171H227ZM254 172V171H253ZM262 172H264V171H262ZM3 173V172H2ZM24 173V172H23ZM26 173V172H25ZM46 173H47V171H46ZM57 173V172H56ZM96 173H97V171H96ZM119 173V172H118ZM117 173V174H118ZM129 173V172H128ZM131 173V172H130ZM203 173V172H202ZM201 173V174H202ZM211 173V172H210ZM209 173V174H210ZM220 173V172H219ZM229 173H231V172H229ZM245 173V172H244ZM45 174V173H44ZM51 174V173H50ZM49 174V175H50ZM62 174V173H61ZM61 174H60V176H61ZM72 174V173H71ZM76 173H74V175H75ZM86 174H88V172L86 173ZM86 174H82L83 176H85ZM99 174H100V172H99ZM112 174V173H111ZM110 174V175H111ZM113 174H114V172H113ZM133 174V173H132ZM145 174V173H144ZM148 174V173H147ZM153 174L154 173H152V176H153ZM157 174H159L158 172H157ZM165 174V173H164ZM169 174V173H168ZM194 174V173H193ZM200 174V173H199ZM200 174V175H201ZM218 174V173H217ZM226 174V173H225ZM235 174V173H234ZM263 174V173H262ZM32 175V174H31ZM42 175V174H41ZM76 175H78V174H76ZM81 175V172L79 173V176ZM82 175H81V177H82ZM102 175V174H101ZM128 175H130V174H128ZM135 175V174H134ZM150 175V174H149ZM166 175V174H165ZM213 175V174H212ZM222 175H223V173H222ZM237 175V174H236ZM254 175V174H253ZM253 175H252V177H253ZM88 176H89V174L87 175V177L86 178H88ZM96 176V175H95ZM106 176V175H105ZM152 176H151V178H152ZM162 176V175H161ZM172 176V175H171ZM187 176V175H186ZM199 176V175H198ZM233 176V175H232ZM235 176V175H234ZM240 176V175H239ZM238 176V177H239ZM251 176V175H250ZM3 177V176H2ZM8 177V176H7ZM12 177H13V175H12ZM50 177V176H49ZM55 177V176H54ZM56 177H57V175H56ZM76 178H77V176H75ZM101 177V176H100ZM109 177V176H108ZM154 177V176H153ZM166 177V176H165ZM191 177V176H190ZM220 177V176H219ZM222 177V176H221ZM252 177H250V178H252ZM262 177H263V175H262ZM26 178V177H25ZM61 178V177H60ZM80 178V177H79ZM99 178V177H98ZM116 178H117V176H116ZM138 178V177H137ZM149 178V177H148ZM162 178V177H161ZM198 178V177H197ZM202 178V177H201ZM207 178V177H206ZM214 178H215V176H214ZM236 178H237V176H236ZM256 178V177H255ZM9 179V178H8ZM40 179V178H39ZM38 179V180H39ZM56 179H58V178H56ZM73 179V178H72ZM104 179V178H103ZM109 179H110V177H109ZM119 179V178H118ZM153 179V178H152ZM189 179V178H188ZM192 179V178H191ZM209 179V178H208ZM211 179V178H210ZM209 179V180H210ZM229 179V178H228ZM240 179V178H239ZM249 179V178H248ZM264 179V178H263ZM25 180H27V178L25 179ZM80 180H82V179H80ZM87 180V179H86ZM93 180H94V178H93ZM117 180V179H116ZM156 180V179H155ZM154 180V181H155ZM162 180H164V179H162ZM169 180V179H168ZM178 180V179H177ZM176 180V181H177ZM237 180V179H236ZM235 180V181H236ZM253 180V179H252ZM251 180V181H252ZM258 180V179H257ZM256 180V181H257ZM33 181V180H32ZM58 181V180H57ZM83 181V180H82ZM165 181V180H164ZM174 181V180H173ZM180 181V180H179ZM187 181V180H186ZM189 181V180H188ZM195 181H196V179H195ZM204 181V180H203ZM207 181V180H206ZM234 181V182H235ZM242 181V180H241ZM240 181V182H241ZM255 181V179H254V182H256ZM261 181V180H260ZM11 182V181H10ZM38 182V181H37ZM40 182V181H39ZM42 182V181H41ZM53 182V181H52ZM55 182V181H54ZM61 182V181H60ZM66 182H68V184L69 183H71V182H69V181H66ZM88 182V181H87ZM95 182H96V180H95ZM101 182V181H100ZM115 182V181H114ZM135 182V181H134ZM160 182H162V181H160ZM191 182V181H190ZM193 182V181H192ZM214 182V181H213ZM222 182H223V180H222ZM226 182H228L227 180L225 181V183ZM231 182V181H230ZM239 182V181H238ZM245 182V181H244ZM48 183H49V181H48ZM102 183V182H101ZM166 183V182H165ZM173 183H175V182H173ZM183 183V182H182ZM186 183V182H185ZM189 183V182H188ZM187 183V184H188ZM202 183V182H201ZM206 183V182H205ZM233 183V182H232ZM246 183V182H245ZM249 182H247L246 184H248ZM3 184V183H2ZM22 184H24V183H22ZM28 184V183H27ZM47 184V183H46ZM60 184V183H59ZM67 184V183H66ZM65 184V185H66ZM73 184V186H72V188H77L78 187V189H79V186H76V187H74L75 186V183H71V185ZM97 184V183H96ZM128 184V183H127ZM159 184V183H158ZM180 184V183H179ZM179 184H178V186H179ZM186 184V185H187ZM190 184V183H189ZM192 184V183H191ZM235 184H236V182H235ZM239 184V183H238ZM245 184V185H246ZM262 184H264V183H262ZM19 185V184H18ZM25 185V184H24ZM61 185H62V183H61ZM64 185V186H65ZM70 184H69V187L71 186ZM76 185H78V184H76ZM83 185V184H82ZM90 185V184H89ZM92 185V184H91ZM104 185V184H103ZM108 185V184H107ZM106 185V186H107ZM118 185H119V183H118ZM124 185V184H123ZM134 185V184H133ZM136 185V184H135ZM139 185V184H138ZM149 185H150V183H149ZM173 185V184H172ZM177 185V184H176ZM183 185H184V183H183ZM205 185V184H204ZM211 185V184H210ZM230 185V184H229ZM233 186H234V184H232ZM250 185V184H249ZM259 185V184H258ZM257 185V186H258ZM33 186V185H32ZM68 186V185H67ZM85 186V185H84ZM109 186V185H108ZM107 186V187H108ZM198 186V185H197ZM214 186V185H213ZM231 186V185H230ZM237 186H239V185H236V187ZM257 186H256V188H257ZM264 186V185H263ZM25 187V186H24ZM53 187V186H52ZM55 187V186H54ZM63 187V186H62ZM66 187V186H65ZM92 187V186H91ZM94 187H95V185H94ZM99 187V186H98ZM97 187V188H98ZM103 187V186H102ZM111 187H112V185H111ZM137 187V186H136ZM146 187V186H145ZM170 187H171V185H170ZM180 187V186H179ZM199 187H201V186H199ZM206 187V186H205ZM208 187V186H207ZM220 187V186H219ZM235 187V186H234ZM253 187V186H252ZM120 188V187H119ZM140 188V187H139ZM146 188H148V187H146ZM210 188V187H209ZM216 188V187H215ZM239 188V187H238ZM246 188V187H245ZM248 188H250V187H248ZM247 188V189H248ZM12 189V188H11ZM21 189V188H20ZM41 189V188H40ZM44 189V188H43ZM53 189V188H52ZM58 189H59V187H58ZM71 189V188H70ZM77 189V190H78ZM83 189V188H82ZM95 189V188H94ZM109 189V188H108ZM173 189V188H172ZM177 189V188H176ZM196 189H198V187L196 188ZM211 189V188H210ZM218 189V187L216 188V190ZM221 190H223V188H220ZM232 189H233V187H232ZM236 189V188H235ZM235 189H233V190H235ZM4 190V189H3ZM9 190V189H8ZM8 190H6V191H8ZM31 190V189H30ZM29 190V191H30ZM46 190V189H45ZM44 190V191H45ZM61 190V189H60ZM66 190V189H65ZM69 190V189H68ZM96 190V189H95ZM105 190V189H104ZM107 190V189H106ZM115 190V189H114ZM118 191H119V189H117ZM121 190V189H120ZM135 190V189H134ZM154 190V189H153ZM162 190V189H161ZM194 190V189H193ZM200 190H202V189H200ZM206 190V189H205ZM228 190V189H227ZM243 190H244V188H243ZM17 191V190H16ZM18 191H19V189H18ZM21 191V190H20ZM67 191V190H66ZM75 191H76V189H75ZM88 191V190H87ZM86 191V192H87ZM123 191V190H122ZM169 191V190H168ZM180 191V190H179ZM213 191V190H212ZM212 191H210L212 194H213V192ZM238 191V190H237ZM249 191V190H248ZM254 191V190H253ZM252 191V192H253ZM257 191V190H256ZM258 191H260V190H258ZM12 192H13V190H12ZM25 192H26V190H25ZM35 192V191H34ZM51 192V191H50ZM54 192V191H53ZM72 191H70V193H71ZM73 192H74V189H73ZM73 192H72V194H73ZM80 192V191H79ZM95 192V191H94ZM120 192V191H119ZM127 192H129V191H127ZM135 192V191H134ZM152 192V191H151ZM191 192V191H190ZM229 192H230V190H229ZM234 192V191H233ZM240 192H242V191H240ZM244 192H246V191H244ZM17 193V192H16ZM39 192H37V194H38ZM61 193V192H60ZM59 193V194H60ZM67 193V192H66ZM91 193V192H90ZM96 193V192H95ZM108 193V192H107ZM115 193H116V191H115ZM131 193V192H130ZM146 193V192H145ZM174 193V192H173ZM177 193V192H176ZM198 193V192H197ZM200 193V192H199ZM203 193V192H202ZM216 193V192H215ZM221 193L223 194V192L221 191ZM224 193H226V191H224ZM234 193H236V192H234ZM239 193V192H238ZM248 193V192H247ZM12 194V193H11ZM15 194V193H14ZM20 194V193H19ZM26 194V193H25ZM28 194V193H27ZM32 194V193H31ZM46 194V193H45ZM50 195H51V193H49ZM68 194V193H67ZM80 194V193H79ZM86 194V193H85ZM111 194V193H110ZM156 194V193H155ZM169 194V193H168ZM204 194H205V191H204ZM218 194V193H217ZM217 194H215V195H217ZM222 194L220 195V196H222ZM231 194H232V191H231ZM256 194V193H255ZM262 194V193H261ZM9 195V194H8ZM7 195V196H8ZM64 195V194H63ZM75 195V194H74ZM81 195V194H80ZM79 195V196H80ZM91 195V194H90ZM115 195V194H114ZM144 195V194H143ZM174 195V194H173ZM188 195V194H187ZM205 195H207V192H206V194ZM209 195V194H208ZM230 195V194H229ZM241 195V194H240ZM252 195V194H251ZM6 196V195H5ZM22 196V195H21ZM31 196H33V195H31ZM43 196V195H42ZM45 196V195H44ZM49 196V195H48ZM59 196V195H58ZM62 196V195H61ZM68 196V195H67ZM113 196V195H112ZM134 196V195H133ZM152 196V195H151ZM154 196V195H153ZM156 196V195H155ZM175 196V195H174ZM180 196V195H179ZM194 197H196L195 195H193ZM199 196H200V194H199ZM213 196V195H212ZM217 196H219V195H217ZM233 196H235V194L233 195ZM232 196V197H233ZM237 196V195H236ZM245 196V195H244ZM263 196V195H262ZM11 197V196H10ZM14 197V196H13ZM39 197V196H38ZM50 197V196H49ZM55 197V196H54ZM69 197H71L72 198V196L71 195H69ZM81 197H84V196H80V198ZM91 197V196H90ZM96 197V196H95ZM111 197V196H110ZM109 196H108V198H110ZM114 197V196H113ZM112 197V198H113ZM143 197V196H142ZM193 197V198H194ZM198 197V196H197ZM196 197V198H197ZM211 197V196H210ZM238 197V196H237ZM8 198V197H7ZM17 198V197H16ZM21 198V197H20ZM23 198H24V196H23ZM31 198V197H30ZM36 198V197H35ZM57 197H55V199H56ZM66 198V196L64 197V199ZM68 198V197H67ZM73 198H74V196H73ZM72 198V199H73ZM86 198V196L84 197V199ZM106 198V197H105ZM115 198H117V197H115ZM132 198V197H131ZM155 198V197H154ZM176 198V197H175ZM178 198V197H177ZM204 198V197H203ZM216 198V197H215ZM224 198H226V194H225V197ZM261 198V197H260ZM6 199V198H5ZM14 199V198H13ZM12 199V200H13ZM32 199V198H31ZM60 199V198H59ZM61 199H63V198H61ZM72 199H69V200H72ZM83 198L81 199V200H84ZM98 199V198H97ZM96 199V200H97ZM101 199V198H100ZM118 199V198H117ZM123 199V198H122ZM136 199H138V198H136ZM150 199V198H149ZM174 199V198H173ZM195 199V198H194ZM199 199V198H198ZM206 199V198H205ZM216 199H219V198H216ZM233 199H234V197H233ZM232 199V200H233ZM259 199V198H258ZM3 200H4V198H3ZM24 200H26V199H24ZM29 200V199H28ZM44 200V199H43ZM51 200V199H50ZM53 200V199H52ZM51 200V201H52ZM58 200V199H57ZM74 200V199H73ZM79 200L80 199H78V205L79 204H81V202L79 203ZM87 200V199H86ZM88 200H90V198L88 199ZM103 200V198L101 199V201ZM108 200H110L111 201V199H107V201ZM114 200V199H113ZM168 200V199H167ZM175 200V199H174ZM177 200V199H176ZM179 200V199H178ZM181 200V199H180ZM179 200V201H180ZM184 200V199H183ZM193 200V199H192ZM197 200V199H196ZM226 200V199H225ZM231 200V201H232ZM240 200V199H239ZM242 200V199H241ZM248 200V199H247ZM255 200V199H254ZM5 201V200H4ZM8 201V200H7ZM6 201V202H7ZM11 201V200H10ZM19 201V200H18ZM35 201V200H34ZM39 201V200H38ZM55 201V200H54ZM53 201V202H54ZM68 201V200H67ZM76 201V200H75ZM94 201V200H93ZM98 201V200H97ZM100 201V202H101ZM104 201H106V199L104 200ZM137 201V200H136ZM166 201V200H165ZM185 201H187V200H185ZM200 201V200H199ZM201 201H203V199L201 200ZM208 201V200H207ZM207 201H205V202H207ZM223 201V200H222ZM237 201H238V199H237ZM251 201V200H250ZM14 202H15V200H14ZM22 202V201H21ZM30 202V201H29ZM32 202V201H31ZM46 202V201H45ZM58 202V201H57ZM56 202V203H57ZM69 202H71V201H68V203ZM84 202H85V200H84ZM83 201H82V204L84 203ZM89 202V201H88ZM103 202V201H102ZM126 202V201H125ZM162 202V201H161ZM176 203H177V201H175ZM174 202V203H175ZM204 202V201H203ZM214 201H212V203H213ZM218 202H219V200H218ZM242 202H244V201H242ZM257 202V201H256ZM256 202H255V204H256ZM1 203H3V201L1 202ZM5 203V202H4ZM11 203V202H10ZM52 203V202H51ZM61 203H62V201H61ZM74 203V202H73ZM72 203V204H73ZM86 203V202H85ZM150 203H151V201H150ZM165 203V202H164ZM180 203V202H179ZM184 203V202H183ZM186 203H188V202H186ZM226 203H228V202H226ZM225 203V204H226ZM239 203V202H238ZM252 203H254V202H252ZM15 204H16V202H15ZM23 204V203H22ZM30 204H32V203H30ZM65 204V203H64ZM63 204V205H64ZM75 204V203H74ZM96 204H98V203H96ZM108 204V203H107ZM106 204V205H107ZM114 204V203H113ZM130 204V203H129ZM137 204V203H136ZM172 204V203H171ZM201 204H203V203H201ZM208 204V203H207ZM211 204V203H210ZM214 205H216L217 203H213ZM224 204V203H223ZM222 204V205H223ZM233 204V203H232ZM35 205V204H34ZM49 205V204H48ZM59 205V204H58ZM63 205H61V206H63ZM86 205V204H85ZM100 205V204H99ZM138 205V204H137ZM136 205V206H137ZM144 205V204H143ZM152 205V204H151ZM179 205V204H178ZM182 205V204H181ZM186 205V204H185ZM193 205V204H192ZM205 205V204H204ZM217 205H219V204H217ZM216 205V206H217ZM221 205V204H220ZM243 205V204H242ZM258 205V204H257ZM26 206H27V203H26ZM36 206H37V204H36ZM51 206V205H50ZM61 206H59L60 207V209L61 208H63V207H61ZM68 206V205H67ZM72 206V205H71ZM75 206H77V205H75ZM83 206V205H82ZM89 206V205H88ZM87 206V207H88ZM119 206V205H118ZM117 206V207H118ZM121 206V205H120ZM133 206H134V204H133ZM139 206H141V205H139ZM162 206V205H161ZM167 206V205H166ZM176 206V205H175ZM201 206H203V205H201ZM207 206V205H206ZM208 206H209V204H208ZM213 205H211L210 207H212ZM235 206V205H234ZM248 206V205H247ZM30 207H31V205H30ZM44 207V206H43ZM46 207V206H45ZM44 207V208H45ZM54 207V206H53ZM56 207H58V206H56ZM66 207V206H65ZM92 207H93V204H92ZM94 207H95V205H94ZM169 207V206H168ZM219 207V206H218ZM221 207V206H220ZM223 207H225V206H223ZM222 207V208H223ZM237 207V206H236ZM254 207H255V205H254ZM19 208V207H18ZM35 208V207H34ZM82 208V207H81ZM103 209H104V207H102ZM101 208V209H102ZM109 208V207H108ZM121 208H122V206H121ZM129 208V207H128ZM139 208V207H138ZM146 208V207H145ZM144 208V209H145ZM156 208H157V206H156ZM161 208V207H160ZM195 208V207H194ZM197 208V207H196ZM195 208V209H196ZM215 208V207H214ZM213 208V209H214ZM235 208V207H234ZM14 209V208H13ZM25 209V208H24ZM39 209V208H38ZM48 209V208H47ZM59 209V210H60ZM68 209V208H67ZM73 209H75V208H73ZM93 209H95V208H93ZM141 209V208H140ZM169 209V208H168ZM184 209V208H183ZM198 209H200V208H198ZM198 209H196V210H198ZM206 209V208H205ZM204 209V210H205ZM207 209H209V208H207ZM213 209H211L212 210V212L213 211H215V210H213ZM221 209V208H220ZM225 209V208H224ZM227 209H231V208H227ZM8 210V209H7ZM31 210V209H30ZM32 210H34V209H32ZM51 210V209H50ZM53 210V209H52ZM64 210V209H63ZM87 210V209H86ZM90 210H91V208H90ZM97 210V209H96ZM131 210V209H130ZM136 210V209H135ZM160 210V209H159ZM163 210V209H162ZM202 210V209H201ZM211 210H209V211H211ZM241 210V209H240ZM252 210V209H251ZM255 210V209H254ZM258 210H260V209H258ZM264 210V209H263ZM21 211V210H20ZM55 211V210H54ZM53 211V212H54ZM67 211V210H66ZM74 211V210H73ZM87 211H89V209L87 210ZM98 211H100V210H98ZM154 211H156V210H154ZM176 211V210H175ZM182 211V210H181ZM180 211V212H181ZM218 211V210H217ZM217 211H216V214H217ZM224 211V210H223ZM230 211V210H229ZM232 211V210H231ZM241 211H243V210H241ZM1 212V211H0ZM31 212V211H30ZM42 212V211H41ZM45 212H46V210H45ZM51 212V211H50ZM57 212V211H56ZM68 212V211H67ZM82 212H85V211H82ZM102 212V211H101ZM106 212V211H105ZM135 212V211H134ZM145 212V211H144ZM149 212H151V211H149ZM174 212V211H173ZM192 212V211H191ZM204 212V211H203ZM207 212V211H206ZM220 212V211H219ZM239 212V211H238ZM248 212H251V211H248ZM260 212V211H259ZM263 212V211H262ZM13 213H15V211L13 212ZM17 213V212H16ZM25 213V212H24ZM62 214H63V212H61ZM66 213V212H65ZM69 214H71L70 212H68ZM73 213V212H72ZM76 213V212H75ZM81 213V212H80ZM86 213V212H85ZM87 213H90V212H87ZM170 213V212H169ZM186 213V212H185ZM221 213V212H220ZM237 213V212H236ZM242 213V212H241ZM246 213V212H245ZM52 214V213H51ZM54 214H56V213H54ZM57 214H59V211L57 212ZM56 214V215H57ZM96 214V213H95ZM98 215H99V213H97ZM96 214V215H97ZM109 214V213H108ZM108 214H107V216H108ZM121 214V213H120ZM140 214V213H139ZM150 214V213H149ZM155 214V213H154ZM171 214V213H170ZM177 214H179V212L177 213ZM181 214V213H180ZM199 216L201 215V213H200V211H199V213H197ZM203 214V213H202ZM206 214H208V212L206 213ZM223 214V213H222ZM230 214V213H229ZM228 214V215H229ZM232 214V213H231ZM251 214V213H250ZM12 215H14V214H12ZM39 215V214H38ZM45 215V214H44ZM44 215H41V217L42 218H44L43 216ZM47 215V214H46ZM60 215V214H59ZM90 215H92V213L90 214ZM95 215V216H96ZM104 215V214H103ZM111 215H112V213H111ZM146 215V214H145ZM161 215V214H160ZM166 215H168V214H166ZM173 215V214H172ZM187 215V214H186ZM192 215V214H191ZM220 215V214H219ZM227 215V216H228ZM236 215V214H235ZM238 215V214H237ZM257 215V214H256ZM0 216H1V214H0ZM6 216V215H5ZM18 216V215H17ZM55 216V215H54ZM53 216V217H54ZM63 216V215H62ZM72 216V215H71ZM80 216H81V214H80ZM94 216V217H95ZM113 216V215H112ZM171 216V215H170ZM174 216V215H173ZM173 216H171V218L173 217ZM177 216V215H176ZM179 216V215H178ZM205 216V215H204ZM214 217H215V215H213ZM213 216H212V218H213ZM223 216V215H222ZM224 216H225V214H224ZM226 216V217H227ZM243 216H244V214H243ZM254 216V215H253ZM7 217V216H6ZM21 217V216H20ZM23 217H25V216H23ZM35 217V216H34ZM46 217V216H45ZM52 217V218H53ZM57 217H58V215H57ZM74 217V216H73ZM92 217V216H91ZM97 217V216H96ZM100 217H101V214H100ZM117 217H118V215H117ZM144 217V216H143ZM175 217V216H174ZM189 217V216H188ZM201 217V216H200ZM209 217V216H208ZM210 217H211V215H210ZM209 217V218H210ZM218 217V216H217ZM226 217H223V218H226ZM238 217V216H237ZM241 217V216H240ZM239 217V218H240ZM10 218V217H9ZM12 218V217H11ZM36 218V217H35ZM48 218H49V216H48ZM77 218V217H76ZM88 218H90L89 216H88ZM105 218H106V213H105ZM115 219H116V216L114 217ZM113 218V219H114ZM176 218V217H175ZM174 218V219H175ZM199 218V217H198ZM211 218V219H212ZM220 218V217H219ZM218 218V219H219ZM222 218V219H223ZM13 219H15V217L13 218ZM26 219V218H25ZM47 219V218H46ZM45 219V220H46ZM56 219V218H55ZM66 219V218H65ZM67 219H69L68 217H67ZM92 219H94V218H92ZM96 219H98V218H95V220ZM186 219V218H185ZM207 219V218H206ZM217 219V218H216ZM232 219V218H231ZM234 219V218H233ZM232 219V220H233ZM242 219V218H241ZM2 220V219H1ZM4 220V219H3ZM2 220V221H3ZM6 220V219H5ZM11 220V219H10ZM18 220V219H17ZM29 220V219H28ZM49 220V219H48ZM47 220V221H48ZM86 220V219H85ZM170 220V219H169ZM176 220V219H175ZM175 220H173V222L175 221ZM209 220V219H208ZM227 220H228V218H227ZM262 220V219H261ZM14 221V220H13ZM12 221V222H13ZM25 221V220H24ZM24 221H22V222H24ZM38 221V220H37ZM59 221V220H58ZM79 221V220H78ZM77 221V222H78ZM137 221V220H136ZM160 221V220H159ZM179 221V220H178ZM187 221V220H186ZM194 221H197V219L196 220H194ZM220 221H221V218H220ZM225 221V220H224ZM224 221H222V222H224ZM230 221V220H229ZM238 222H239V220H237ZM264 221V220H263ZM4 222V221H3ZM10 222V221H9ZM18 222V221H17ZM39 222V221H38ZM42 222V221H41ZM70 222V221H69ZM90 222V221H89ZM94 222V221H93ZM179 222H181V221H179ZM199 222V221H198ZM211 222V221H210ZM233 222H235V220L233 221ZM245 221L243 220V223H244ZM8 223V222H7ZM19 223V222H18ZM25 223V222H24ZM28 223H30V221L28 222ZM35 223V222H34ZM40 223V222H39ZM44 223V222H43ZM42 223V224H43ZM51 223H52V221H51ZM80 223V222H79ZM139 223V222H138ZM158 223V222H157ZM178 223V222H177ZM189 223H190V221H189ZM219 223V222H218ZM226 223V222H225ZM225 223H223V224H225ZM240 223H242V221L240 220ZM256 223V222H255ZM17 224V223H16ZM20 224V223H19ZM52 224H54V223H52ZM173 224V223H172ZM171 224V225H172ZM179 224H181V223H179ZM195 224V223H194ZM216 224V223H215ZM227 224H228V221H227ZM3 225V224H2ZM8 225V224H7ZM11 225V224H10ZM15 225V224H14ZM40 225V224H39ZM66 225V224H65ZM64 225V226H65ZM88 225V224H87ZM143 225V224H142ZM141 225V226H142ZM158 225H160V223L158 224ZM174 225V224H173ZM187 225V224H186ZM200 225V224H199ZM218 225V224H217ZM220 225V224H219ZM237 225H238V223H237ZM237 225H235V226H237ZM247 225H248V223H247ZM264 225V224H263ZM19 226V225H18ZM21 226V225H20ZM27 226V225H26ZM31 226H33V225H31ZM42 226V225H41ZM53 226V225H52ZM55 226V225H54ZM133 226V225H132ZM140 226V227H141ZM167 226V225H166ZM193 226V225H192ZM198 226V225H197ZM232 226V225H231ZM234 226V225H233ZM8 227H10L9 225H8ZM22 227V226H21ZM30 227V226H29ZM47 227V226H46ZM49 227V226H48ZM113 227V226H112ZM116 227V226H115ZM121 227V226H120ZM158 227V226H157ZM161 227V226H160ZM165 227V226H164ZM171 227V226H170ZM169 227V229H171ZM189 227V226H188ZM212 227V226H211ZM230 227V226H229ZM255 227H257V226H255ZM6 228H7V226H6ZM12 228V227H11ZM19 228V227H18ZM18 228H16V229H18ZM31 228V227H30ZM34 228H35V226H34ZM45 228V227H44ZM51 228V227H50ZM55 228V227H54ZM69 228V227H68ZM75 228V227H74ZM97 228V227H96ZM117 228V227H116ZM130 228V227H129ZM166 228V230H167V227H165ZM164 228V229H165ZM174 228H176V227H174ZM179 228V227H178ZM178 228H177V231H178ZM191 228V227H190ZM209 228H210V226H209ZM219 228V230H220V227H218ZM8 229V228H7ZM24 229V228H23ZM79 229V228H78ZM114 229V228H113ZM136 229V228H135ZM156 229V228H155ZM214 229V228H213ZM223 229V228H222ZM230 229H231V227H230ZM233 229V228H232ZM238 229V228H237ZM33 230V229H32ZM40 230V229H39ZM53 230H55V229H53ZM52 230V231H53ZM64 230V229H63ZM86 230V229H85ZM118 230V229H117ZM129 230V229H128ZM145 230V229H144ZM143 230V231H144ZM160 230V229H159ZM173 230V229H172ZM171 230V231H172ZM194 230V229H193ZM193 230H192V232H193ZM205 230H206V228H205ZM209 230V229H208ZM216 230V229H215ZM260 230V229H259ZM11 231V230H10ZM16 233H17V231L16 230H14ZM13 231V232H14ZM26 231V230H25ZM28 231V230H27ZM35 231V230H34ZM36 231H38V228H37V230ZM46 231H48V230H46ZM68 231V230H67ZM72 231V230H71ZM127 231V230H126ZM138 231V230H137ZM197 231H199V228H198V230ZM196 231V232H197ZM209 231H211V230H209ZM236 231V230H235ZM234 231V232H235ZM240 231V230H239ZM244 231V230H243ZM7 232V231H6ZM22 232H24V231H22ZM107 232V231H106ZM208 232V231H207ZM212 232V231H211ZM225 232V231H224ZM15 233V234H16ZM25 233H27V232H25ZM39 233V232H38ZM47 233V232H46ZM45 233V234H46ZM76 233V232H75ZM84 233V232H83ZM99 233V232H98ZM135 233H136V231H135ZM159 233H160V231H159ZM162 233H163V230H162ZM176 233V232H175ZM188 233H189V231H188ZM187 233V234H188ZM200 233V232H199ZM205 233H206V231H205ZM221 233V232H220ZM222 233H223V231H222ZM257 233V232H256ZM6 234H8V233H6ZM13 234V233H12ZM29 234V233H28ZM32 234V233H31ZM41 234V233H40ZM48 234V233H47ZM133 234V233H132ZM137 234V233H136ZM168 234V233H167ZM177 234V233H176ZM190 234V233H189ZM198 234V233H197ZM224 234H228V233H224ZM11 235V234H10ZM20 234H18V236H19ZM95 235V234H94ZM142 235H143V233H142ZM164 235V234H163ZM184 235V234H183ZM186 235V234H185ZM193 235V234H192ZM202 235H204V234H202ZM219 235V234H218ZM263 235V234H262ZM25 236V235H24ZM36 236V235H35ZM49 235H47V237H48ZM62 236V235H61ZM153 236V235H152ZM177 236V235H176ZM175 236V237H176ZM211 236V235H210ZM22 237V236H21ZM42 237V236H41ZM40 237V238H41ZM46 237V236H45ZM49 237H51V235L49 236ZM64 237V236H63ZM71 237H72V235H71ZM71 237L69 238V239H71ZM150 237V236H149ZM167 237V236H166ZM166 237H164V238H166ZM169 237V236H168ZM171 237H173V236H171ZM179 237H181V236H179ZM186 237V236H185ZM193 237H195V236H193ZM193 237H191L190 239H192ZM199 237V236H198ZM215 237V236H214ZM232 237V236H231ZM245 237V236H244ZM251 237V236H250ZM18 238V237H17ZM27 238V237H26ZM100 238V237H99ZM98 238V239H99ZM131 238H133V237H131ZM145 238V237H144ZM146 238H148V237H146ZM189 238V237H188ZM196 238H197V236H196ZM208 238V237H207ZM215 238H217V236L215 237ZM225 238V237H224ZM236 238V237H235ZM23 239V238H22ZM44 240H45V238H43ZM54 239V238H53ZM58 239V238H57ZM65 239V238H64ZM139 239V238H138ZM149 239V238H148ZM177 239H178V237H177ZM182 239H183V237H182ZM214 239V238H213ZM243 239V238H242ZM246 239H248V238H246ZM253 239V238H252ZM256 239V238H255ZM12 240H13V238H12ZM15 240H17V239H15ZM14 240V241H15ZM49 240H51L50 238H49ZM61 240V239H60ZM63 240V239H62ZM75 240V239H74ZM130 240V239H129ZM144 240V239H143ZM150 240V239H149ZM166 240V239H165ZM171 240H173V238L171 239ZM194 239H192V241H193ZM215 240V239H214ZM213 240V241H214ZM217 240V239H216ZM223 240H225V239H223ZM264 240V239H263ZM9 241V240H8ZM35 241H38V238L35 240ZM72 241V240H71ZM89 241H91V240H89ZM99 241V240H98ZM105 241V240H104ZM156 241V240H155ZM167 241V240H166ZM187 241V240H186ZM191 241V240H190ZM202 241V240H201ZM204 241H206V240H204ZM203 241V242H204ZM221 241H222V239H221ZM238 241V240H237ZM248 241V240H247ZM13 242V241H12ZM17 242V241H16ZM20 242V241H19ZM52 242V241H51ZM103 242V241H102ZM126 242V241H125ZM137 242V241H136ZM145 242V241H144ZM147 242V241H146ZM170 242V241H169ZM173 242V241H172ZM196 242V241H195ZM208 242V241H207ZM220 242V241H219ZM224 242V241H223ZM226 242V241H225ZM235 242V241H234ZM239 242V241H238ZM257 242V241H256ZM7 243V242H6ZM25 243V242H24ZM40 243V241H38V243L37 244H39ZM57 243V242H56ZM64 243V242H63ZM73 243V242H72ZM106 243H107V241H106ZM110 243H111V241H110ZM150 243H152V242H150ZM161 243V242H160ZM174 243V242H173ZM182 243V242H181ZM253 243V242H252ZM255 243V242H254ZM47 244V243H46ZM65 244V243H64ZM81 244V243H80ZM83 244V243H82ZM103 244V243H102ZM117 244V243H116ZM128 244V243H127ZM141 244V243H140ZM140 244H138V245H140ZM157 244V243H156ZM172 244V243H171ZM191 244H192V242H191ZM201 243H199L198 245H199V247L200 246H202V245H200ZM6 245V244H5ZM11 245V244H10ZM16 245V244H15ZM18 245H19V243H18ZM29 245V244H28ZM35 245H36V243H35ZM34 245V246H35ZM42 245V244H41ZM75 245H76V243H75ZM74 245V246H75ZM101 245V244H100ZM110 245V244H109ZM113 245L115 246V243H113ZM150 245V244H149ZM148 245V246H149ZM186 245V244H185ZM189 245H190V243H189ZM197 245V246H198ZM210 245V244H209ZM208 245V246H209ZM244 245V244H243ZM247 245V244H246ZM1 246H2V244H1ZM24 246H25V244H24ZM33 246V247H34ZM43 246V245H42ZM50 246V245H49ZM52 246H53V244H52ZM62 246V245H61ZM68 246V245H67ZM71 246V245H70ZM92 246V245H91ZM105 246V245H104ZM113 246V247H114ZM120 246V245H119ZM142 246V245H141ZM141 246H139L140 248H141ZM143 246H145V244L143 245ZM173 246V245H172ZM188 246V245H187ZM203 246H205V245H203ZM214 246V245H213ZM212 246V247H213ZM253 246V245H252ZM8 247V246H7ZM10 247V246H9ZM20 247V246H19ZM32 247V246H31ZM65 247V246H64ZM69 247V246H68ZM109 247V246H108ZM111 247V246H110ZM124 247V246H123ZM122 247V248H123ZM132 247V246H131ZM137 247V245H135V247L134 248H136ZM182 247V246H181ZM191 247V246H190ZM232 247V246H231ZM34 248H36V247H34ZM34 248H32L33 250H34ZM37 248H39L38 246H37ZM35 249V250H37L38 251V249ZM67 248V247H66ZM97 248V247H96ZM133 248V247H132ZM158 248V247H157ZM175 248V247H174ZM195 248H196V246H195ZM220 248H221V246H220ZM227 248V247H226ZM237 248V247H236ZM21 249H23V248H21ZM26 249H27V246H26ZM30 249V248H29ZM51 249V248H50ZM49 249V250H50ZM52 249H53V247H52ZM55 249V248H54ZM60 249V248H59ZM61 249H63V248H61ZM86 249V248H85ZM104 249V248H103ZM113 249V248H112ZM121 249V248H120ZM138 249V248H137ZM136 249V250H137ZM205 250L204 251H206V248H204ZM7 250V249H6ZM15 250H16V248H15ZM69 250V249H68ZM102 250V249H101ZM106 250V249H105ZM138 250H140V249H138ZM150 250V249H149ZM171 250V249H170ZM195 250V249H194ZM208 250V249H207ZM1 251V250H0ZM30 251V250H29ZM36 251V252H37ZM41 251V250H40ZM43 251H44V249H43ZM52 251V250H51ZM83 251V250H82ZM87 251V250H86ZM135 251V250H134ZM168 251V250H167ZM182 251H184V249L182 250ZM186 251V250H185ZM196 251H198L197 249H196ZM196 251H195V254H197L196 253ZM200 251V250H199ZM202 251V250H201ZM211 251V250H210ZM210 251H209V254H211L210 253ZM213 251H214V249H213ZM218 251V250H217ZM225 251H226V249H225ZM228 251V250H227ZM233 251V250H232ZM232 251H230V252H232ZM246 251V250H245ZM257 251V250H256ZM262 251H264V250H262ZM261 251V253H264V252H262ZM22 252H23V250H22ZM26 252V251H25ZM31 252V251H30ZM35 252V253H36ZM47 252V251H46ZM46 252H43V253H45L46 254ZM96 252H98V251H96ZM104 252V251H103ZM214 252H216V251H214ZM41 253V252H40ZM50 253V252H49ZM54 253V252H53ZM69 253V252H68ZM71 253V252H70ZM104 253H106V251L104 252ZM107 253H108V251H107ZM116 253V252H115ZM114 253V254H115ZM128 253V252H127ZM223 253V252H222ZM229 253V252H228ZM241 253H244V252H241ZM260 253V254H261ZM31 254V253H30ZM51 254V253H50ZM92 254V253H91ZM125 254V253H124ZM123 254V255H124ZM131 254V253H130ZM129 254V255H130ZM152 254V253H151ZM175 254V253H174ZM194 254V253H193ZM194 254V256H197V255H195ZM202 254V253H201ZM204 254V253H203ZM217 253H215L214 254V256L216 255ZM220 254V253H219ZM227 254V253H226ZM231 253H229V255H230ZM236 254H239V252L238 253H236ZM34 255V254H33ZM53 255V254H52ZM66 255V254H65ZM69 255V254H68ZM105 255V254H104ZM111 255V254H110ZM113 255V254H112ZM128 255V254H127ZM131 255H134V254H131ZM162 255V254H161ZM179 255V254H178ZM212 255V254H211ZM223 255V254H222ZM241 255V254H240ZM240 255H238L239 256V258H238V261H241V260H244V259H246L245 258V256L247 255H243L244 257V259L242 258H240ZM249 255V254H248ZM20 256V255H19ZM36 256V255H35ZM59 256V255H58ZM61 256V255H60ZM67 256V255H66ZM86 256V255H85ZM97 256V255H96ZM136 256V255H135ZM158 256V255H157ZM174 256V255H173ZM205 256V255H204ZM207 256V255H206ZM210 256V255H209ZM220 256V255H219ZM224 256H225V254H224ZM224 256H222L223 257V259H224ZM242 256V255H241ZM253 256V255H252ZM260 256V255H259ZM262 256V255H261ZM264 256V255H263ZM26 257V256H25ZM120 257V256H119ZM131 257H133V256H131ZM162 257V256H161ZM166 257V256H165ZM171 257V256H170ZM190 257H191V255H190ZM200 257V256H199ZM212 257V256H211ZM237 257V256H236ZM236 257H235V259H236ZM247 257H250V256H247ZM42 258V257H41ZM44 258V257H43ZM74 257H72V259H73ZM80 258V257H79ZM135 258V257H134ZM206 258H208V257H206ZM221 258V257H220ZM226 258V257H225ZM45 259V258H44ZM85 259V258H84ZM100 259V258H99ZM129 259V258H128ZM146 259V258H145ZM150 259V258H149ZM156 259V258H155ZM209 259V258H208ZM207 259V260H208ZM212 259V258H211ZM215 259V258H214ZM239 259H241V260H239ZM12 260V259H11ZM38 260H40V259H38ZM42 260V259H41ZM61 260V259H60ZM63 260V259H62ZM78 260H80V259H78ZM111 260V259H110ZM167 260V259H166ZM175 260V259H174ZM200 260H201V258H200ZM202 260H204V259H202ZM217 260V259H216ZM231 260V259H230ZM19 261V260H18ZM21 261V260H20ZM32 261V260H31ZM45 261V260H44ZM114 261V260H113ZM127 261V260H126ZM131 261V260H130ZM137 261V260H136ZM153 261V260H152ZM163 261V260H162ZM186 261V260H185ZM197 261V260H196ZM205 261V260H204ZM214 261V260H213ZM219 261H220V259H219ZM233 261V260H232ZM80 262V261H79ZM141 262V261H140ZM151 262V261H150ZM200 262V261H199ZM209 262V261H208ZM221 262V261H220ZM223 262V261H222ZM22 263H23V261H22ZM48 263V262H47ZM84 263V262H83ZM111 263V262H110ZM136 263V262H135ZM153 263V262H152ZM176 263V262H175ZM184 263H187V262H184ZM192 263H194V262H192ZM202 263H205V262H202L201 261V263L200 264H202ZM207 263V262H206ZM229 263H231V262H229ZM241 263V262H240ZM9 264V263H8ZM57 264H59V263H57ZM107 264V263H106ZM128 264V263H127ZM129 264H131V262H129ZM139 264V263H138ZM141 264V263H140ZM170 264V263H169ZM179 264V263H178ZM190 264V263H189ZM225 264V263H224ZM239 264V263H238ZM241 264H264V257H262V258H259L257 255L256 256H254V257H250V258H248V259H246V260H244V261H242V263Z\"/></svg>",
    "mask_w": 264,
    "mask_h": 264
}]
</instances>
